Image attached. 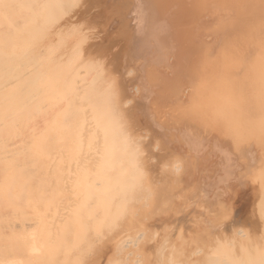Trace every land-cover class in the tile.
I'll use <instances>...</instances> for the list:
<instances>
[{
  "label": "rangeland",
  "instance_id": "rangeland-1",
  "mask_svg": "<svg viewBox=\"0 0 264 264\" xmlns=\"http://www.w3.org/2000/svg\"><path fill=\"white\" fill-rule=\"evenodd\" d=\"M7 1V0H6ZM25 1V0H24ZM113 2H114V0H112ZM118 2L120 1V0H117ZM116 1V3L115 4H117L118 2ZM122 1V0H121ZM128 1V0H127ZM154 1V3L152 2V0H151V2H150V0H149V3H152V4H150V5H152V6H150L149 5V3H147V8H148V10H149V13L151 14V12L153 13L154 12V14H152V15H150V18H152V20H153V22H154V24H155V26L156 27H158V31H160V38H162V44H163V50H164V54L166 55H164L163 54V58H159L158 57V54H157V56H153V57H151L150 56V59H147V58H149V57H147L146 59L145 58H143L144 60H142V57L140 56V59L138 58V54L136 53V51L133 49V48H131V50H133V51H135V52H133L132 54L133 55H138L137 57H136V59H138V60H135V58L133 59L132 58V63L134 64H136V66L135 65H132V63H131V61H128L127 63H126V59H124V57H123V54H124V51H126V49L128 50V48H127V43H128V39H129V41L130 40H134L135 39V37L133 38L132 36H131V34H133V35H135L133 32V30L134 29H132V31L130 30L131 28L130 27H132L133 25V22H129V23H127V25L129 24L130 26H127V25H125L124 24V26H123V24H121L120 25V23L119 22H122V20L120 19V13H122L123 11H125L124 13H123V16L125 15V19L127 20V22L128 21H131L130 19H131V14L130 15H128L129 17H127V14L128 13H130V10H131V8H132V5L130 4V2H133V1H131V0H129L127 3H126V0H124V4H123V2L121 3V2H119V4H117L116 6L114 5L113 6V2H111V0L109 1V0H85V2H84V0H63V2H64V4L62 3V0H60V2L62 3V5H61V3H59V6L57 7V9L56 10H58V12H59V10H60V12L59 13H57L56 15H55V13L57 12H55V13H51V22H49V23H47L46 24V28H44V29H46V31L44 30H42V31H39V29L36 27V29H37V32L35 31V25H33L34 23H32V26L34 27H32L34 30H33V34H37L38 33V35H36V36H34L32 33H31V37H32V35L34 36V38L32 37V39H30V40H32L33 42H31V44L33 43V44H35V45H33L34 47H36V48H33L32 49V47L29 45V49H27V52H28V50H29V52L26 54V47L27 46H25L24 44H26V42H30V40H26V39H28V33H29V30H24V29H26V27H31V22L28 24H26V25H28V26H26V25H20V24H16V27H14L15 26V24L14 25H12L11 24V28L13 29V31L15 30V32H16V34H14V33H12V31H11V35H12V39H14L15 37H16V40H13V46H15V48L17 49V50H19L20 51V56H22V57H18V56H16L14 53H11L12 55H8L6 58H8V62H6V64H8L10 61L9 60H11V58L12 57H18L19 59L17 60L16 58H14L13 59V62H16L15 64V66H21V64L23 63V65H22V67L25 65V63L24 62H26V60H27V58H28V56H32L33 54L35 55V53L37 52V50H38V52H37V55L36 56H34L33 55V57H37L38 56V53L40 54V52H39V49H40V51H44L43 53H41L39 56H38V59L40 58V56L42 57V61L39 59V61L41 62H39L40 64L38 65V66H36V67H34V68H37L35 71H34V73L33 72H31V74H25V76H24V78H25V81L26 82H28L33 76H34V74L35 73H38V74H40V84L41 85H44L46 82H47V80L50 78V76H51V70H52V68L56 65V64H59V63H57L59 60L61 61L62 60V58H63V60H62V63L60 62V65L61 66H64L66 63H67V76H66V74H65V78L67 77V80H68V75H69V77H70V79H74V77H75V79H77V85H78V90H77V87L75 88V91H73L74 93L76 92V90L79 92V90H80V93H81V91H82V87L83 86H85L86 85V83L89 81V79L88 78H92V80H91V82L89 81L88 83H87V85L84 87V90L85 91H82V94L85 92V95H84V97H81L82 95L80 94V96H79V99L81 100V101H77L76 102V104L77 103H83V101H86L85 99H87L88 98V100H89V98H90V96L88 95L89 94V90H87L88 88L90 89L91 87H93V88H95L96 90H100V88H99V86L101 87V84L102 85H106L107 84V87H108V85H111V83H113V81L115 80L116 81V78H117V76H118V80L116 81L117 82V88L120 86V85H122V86H120L119 88H118V90L119 91H117L116 92V90H117V88H116V86H112L113 87V91H115L116 93H118V95L116 96L115 95V93H113L114 95H115V97H114V95H113V97H109L108 96V92L107 93H105L106 92V88L103 90V91H99L100 92V94L99 95H101L102 97H100L99 99H100V104H101V106L99 105V102H98V105H96V101L94 102L92 99H90V101H93V102H91L90 104H89V102L86 104V106H89V108H90V106L92 105V114L94 113V112H96L97 110H99V111H106V114H105V116H107V117H110V120L109 121H111V122H109V124H110V127H113L114 129H115V134L117 135V136H119L118 134H117V128H121V125H123V128H125V131H123L124 129H120L121 131H123L122 133L121 132H119V134L121 133V134H123V135H121L122 137H120L119 136V140H122V139H124V137L123 136H125V141H126V144H127V150L129 151V152H125L126 151V149L124 148L123 150H118L117 151V156H118V152H122L123 151V153L122 154H124V152H125V156H126V159H127V156L128 157H130V156H132L133 158H129L128 160L130 161H127V162H124L123 160V163L121 162L120 164H119V166L120 165H122V167H123V164H126V163H128L129 162V164H126L125 165V168L126 169H128L129 171H136V173L138 174V176H140V174H139V169H140V167H139V165H141V167H142V164L144 165V168L142 169H140L141 171H145L147 168H146V166H145V164H147V162H148V164H147V166L149 167L148 169L149 170H147L146 172H152L151 174H149V173H146V172H141V175H142V173H143V175L146 177L147 175H145V174H148V176L150 177V176H153V177H156V178H154V179H156V180H152L151 178H153V177H150L149 179H150V181L152 180L153 181V183H155V181L157 182V180L159 179V181L157 182V183H159V182H161L162 183V178L163 177H165L167 174V171L164 169V172L166 171V173H165V175H164V173H163V171L162 170H160L161 169V162L165 165V161L167 162L168 160H169V162H171V160H173L172 158H171V155L174 153L178 158L177 159H180L181 157H182V155H184V156H186V158L185 159H187V160H185V159H182L183 161H188L187 162V165H188V163H189V161H191V162H193L194 163V161H192L191 159L192 158H189V157H194L193 156V154L195 155V157L197 158L196 159V161H195V165L196 166H194L193 168H191L192 167V164H191V162H190V165H188L189 166V168H188V166L187 165H185L184 164V162H183V164H184V166L182 167V166H180V167H182L183 169L182 170H180V168H178L179 166L178 165H182V163H180V164H176V162L178 163V161L177 160H175L176 162H174V164H176L175 166H178L177 168L179 169V172H181L180 174H182V178H181V176H177V180H175V177L173 178V181L175 180V181H178V178H179V181H180V179H183L184 181H183V183H185V187H186V189L187 190H185V192L186 191H188L189 193L191 192V194H190V196L189 195H187V192L185 193L184 192V190H182L181 189V186H179L180 184H182L183 185V183H180V184H178V186H176V184H175V181H174V183H173V185L171 184V182L170 181H172V179L171 180H169V184H171L172 185V187L173 186H176L175 188L173 187V189H175V190H177L176 188L178 187V190H177V193L178 194H176V195H179V193H180V198H178V196H175V194H173V192L175 193L176 191L175 190H173L169 185H168V182L166 183V181L164 180L163 182H165L168 186H169V189L167 190L168 191V194L170 195V193L169 192H171V194H173L172 195V198H174V197H176V198H178L179 199V202H178V199H176V198H174V206L172 207L171 206V208H169L170 207V205L173 203V201H172V203L167 207V206H165V207H167L168 208V210H170V212L167 210V213H165L166 214V216L163 214L164 213V211H166V209L165 208H163V209H165V210H162V211H160V212H162V213H159V211H158V209H159V207L157 208L156 207V203L159 201V200H161L159 197H161L162 196V194H164V192H161L162 190H159L160 191V193L158 192V194L156 195H154V200H156V197L155 196H157L158 197V195L160 194V196L158 197L159 198V200H157V201H155L154 203L153 202H148V200L149 199H152L151 197H153V196H151L150 194H151V192L149 191V190H151V191H153L152 190V188L154 189V187L152 186V188H150V186H147V185H144V184H148V183H145V182H142L141 184H143V185H140V188H139V185H135L136 186V189H138L136 192H135V195H140L141 193H147V191H149V195H150V198L149 197H147V195L148 194H145L144 196H145V199H140L141 200V203L142 204H144V201L145 200H147V198H149L148 200H147V203H149L150 204V207L149 208H151V210L148 208V210H150L151 212H150V214L152 213V211L155 213H159V214H163L162 216H160L161 218H162V220H161V218L159 219V218H157L158 219V221H157V219L155 220L154 219V213H152V216H153V218H152V216H151V221H149L150 219H149V216H148V214H149V211H148V214H146L147 213V210L145 211L146 213H145V218L143 219L142 217V215H144V214H142V209H143V207H142V205L140 204L139 205V207H138V204H136V207H137V209H141L140 211H138L137 209H136V207H135V209L138 211V212H141V214L139 213V215H141V218L139 217L138 219H139V221H136L137 223H135L134 225H133V223L135 222L134 220H132V218L135 216H130V217H132V218H130L129 217V221H134V222H131L132 223V226L130 225L131 223H129V221L127 222V224H129L131 227H133V226H137V227H139L138 229H141V232H143L144 233V230H143V227L144 226H147L148 225V228L150 227L149 225H152L149 229H150V231L147 229V227H146V229L147 230H145L146 232H145V234L147 233V231H148V233L149 232H151V230H152V232H153V230L154 231H157V235H159L160 237H158V236H152L151 234L148 236L150 239H151V237L153 238V241L151 240V241H147V242H149L148 244H147V242H145L146 243V245H143L142 246V242H144L146 239H148V237L147 238H145V240H144V238H143V240H142V242L140 243V245L143 247V249H144V251L145 250H147V249H149L150 248V251H151V249H153L152 250V252H150L149 251V254H151V253H153V255L150 257L149 255V257H150V264H152L151 263V261H153V259L155 258V260H158L159 258H156V256L158 257V255L157 254H159V252H158V246H157V248H156V242H155V239H160L161 238V240H163V241H165V239H163L164 237H166L167 238V236L165 235V234H167V232L170 230V232H169V234H171V232L172 233H174L173 235H172V237L173 236H178V235H180V233L182 232L181 230L184 228V226H185V222L184 221H188L189 223H190V225L188 224V222H187V226H190V229H188L189 227H187V229H188V232L190 231V233H188V235H187V229H186V227H185V230L183 229V232L181 233V234H183V236H184V234H186L187 236H190V235H195L193 238L194 239H196L195 241L194 240H192V238H191V236H190V238L189 237H187L186 235H185V237H186V239L185 240H190V242L192 243H190L191 244V246H193V247H195V246H199L200 244L199 243H203V241H204V243L203 244H201L200 245V247L201 248H205V249H207V247H208V249L210 248V250H211V252H212V249L214 248V250H215V247H216V245L217 246H222V247H224V249H223V251H226V248H227V246H228V249H227V251L231 248L230 246L232 245V244H234V243H232L233 242V240H231L230 238L234 235V234H236V235H234L233 236V239L235 240L234 242H236V246H237V242H238V240H240V238H238V237H242L241 236V234L240 233H236V231H237V229L238 228H240V229H242L243 228V230H241V231H243L242 232V234L244 235L245 233V236H243V237H246V238H251V239H255L256 238V236L257 237H259V235H263V233H264V223H263V219H264V191H262V188H263V190H264V186L263 187H261L260 185H263L261 182H262V177H263V175H262V177L260 176V178L258 179V181L257 182H255V180H256V178H258V177H256L258 174L259 175H261L260 173H259V171H262L263 172V170H264V165H260L261 164V162H259L258 161V159L259 158H261L260 159V161H262L263 159H264V156L262 155V154H264V152H261L260 153V151H262L263 149H264V141H262V137L264 138V122H263V118H264V116H261L260 115V113L262 114V115H264V113H263V111H262V108H264V106L262 107V105L263 104H261L260 102H258V101H255V100H253L250 96H252L253 94H254V92L255 93H257V91L256 90H254V92L253 93H251V90L252 89H250V92H249V90H248V88L247 87H245V85L243 84L244 83V79L247 77L248 78V76H250V78H252L251 79V82H253V81H255L256 82V80H257V78L255 79V75H258V71L260 70V69H264L263 68V66H262V63H261V61H260V63H261V65L259 66V62L258 63H256L255 64V67H254V62L256 61H252V63H253V66L252 65H250V64H252L251 63V60H250V58L251 59H253L254 57H249V58H247V56H243V57H246L247 58V60H249L250 61V63L249 62H247V63H244L245 61H244V59H243V57H242V55L241 56H239L238 55V53H237V55H236V53H235V55L236 56H234V57H241L240 59L239 58H237L238 60H240V62L237 60V62H235L236 61V59L234 60L233 59V52H232V48H230L231 50H230V52L231 53H229V55H228V53H225L226 54V56L224 57V55H223V52L222 51H219V52H217V50H218V46H219V44L220 43H218V45H216V44H214V45H216V48L215 49H217L216 50V52L214 53V54H212V50L214 49V45L213 46H211L212 44L209 42H206V40L208 41V39H210L211 38V36H212V38L214 37L215 38V40L217 41V40H221L220 38V36L223 34V30H221V29H219L220 30V32L218 31V28L214 31V33L212 34V35H208V33L210 32V31H207L206 33H204L205 32V29H204V26L205 25H203V23L205 24V22H206V25H209V24H212V23H214L213 21H216V15L217 14H215V12L214 13H211L210 12V14L209 13H207L206 14V10L205 9H203L204 11H205V13H203L202 14V12H200L199 14L201 15H199L198 16V21H197V18L195 19V18H193L192 20L191 19H189V20H191L192 22H190L189 20H187L188 19V17H189V15L192 13L191 11H192V8H191V0H186L187 2L185 3L184 1L185 0H183V2L186 4V5H184V4H181L182 2V0H153ZM166 1V2H165ZM172 1V3H167V2H171ZM180 1V2H179ZM69 2H71V3H69ZM87 2V3H86ZM108 2V3H107ZM146 2H148V0H146ZM177 3V4H174V3ZM9 3H11V4H9ZM129 3V4H128ZM161 3V4H160ZM167 3V4H166ZM15 4V5H14ZM112 4V7L110 6ZM125 5L126 6V9H128V5H129V7H130V5H131V8H129L130 10L128 11V10H123V8H125L123 5ZM163 4V5H162ZM165 4H166V6H167V8L166 7H164L165 6ZM173 5V7L171 6V5ZM188 4V5H187ZM0 5L1 6H3L6 10H8L10 7L12 8V9H14V8H16V6H20V4L17 2V1H15V0H13V1H11V2H9V1H7V2H5V0H4V2L2 1H0ZM10 5H12V6H10ZM61 5V6H60ZM107 5H108V7H109V9L110 10H113V12H115V14L117 15L118 13V15L116 16V18H115V15H114V13L113 12H110V13H108V8H107ZM149 5V6H148ZM154 5V6H153ZM158 5V6H157ZM180 6V8H178V6ZM182 5H183V7L184 6H186V7H184V8H186V10L190 7L191 8V10L190 9H188V10H190V12L189 11H187V12H189V14H188V16H187V19H184L183 17L181 18V19H183L184 21L183 22H187V21H189L190 23H188V24H184V27L183 26H181V24L179 25V23L178 22H181V21H179V19H177V17L179 18V16H180V14L182 15V13H183V15L182 16H186V10H184L183 8H181L182 7ZM119 6V7H118ZM123 6V7H122ZM158 7V9H157V7ZM161 6V7H160ZM188 6V7H187ZM59 7H61L60 9H59ZM105 7V8H104ZM118 7V8H117ZM122 9H121V8ZM151 7H153L152 9H153V11H152V9H151ZM163 7V8H162ZM177 9V11H174L175 10V8ZM8 8V9H7ZM68 8H69V10H68ZM107 8V9H106ZM119 8L121 9V11L122 12H116V11H114V10H119ZM150 9H151V12H150ZM178 9H180L181 11H183V12H181L180 10H178ZM68 12H67V11ZM93 12H92V11ZM96 10V11H95ZM97 10L99 11V13L97 12ZM155 10V11H154ZM157 10V11H156ZM163 10V11H162ZM169 10V11H168ZM173 10V11H172ZM202 10V11H203ZM76 11V12H75ZM91 11V12H90ZM105 11H107L106 12V14H105ZM160 11V12H159ZM172 11V12H171ZM7 12V11H6ZM73 12H75V13H73ZM90 12V13H89ZM155 12H157V13H155ZM158 12H159V15H158ZM171 14H170V13ZM175 12H180V14L178 13V15H177V13L174 15V13ZM185 12V13H184ZM73 13V14H72ZM83 13H84V15H83ZM86 13V14H85ZM91 13H92V16H91ZM94 13H95V15H96V13H97V16H93L94 15ZM108 13V14H107ZM7 14V16H8V14L9 13H6ZM60 14V15H59ZM72 14V15H71ZM76 16H75V15ZM89 14H90V16H89ZM98 14L100 15L99 17H98ZM104 16H103V15ZM160 14H162L163 16H164V18H162V15H160ZM167 14H170V15H167ZM206 15V17H208V20H206V19H204L203 17H205V16H203V15ZM211 14H213V15H211ZM67 17H66V16ZM86 15H87V21H89L90 20V22L91 23H88L86 20V22L88 23H86V22H84V17H86ZM111 15H113L112 17H111ZM156 15V16H155ZM173 15H174V17H176V18H173ZM54 16H56L55 18L57 19H54ZM88 16H89V18H88ZM103 16V17H102ZM153 16V17H152ZM155 16V17H154ZM161 18V19H159V17ZM184 16V17H185ZM216 16V17H215ZM66 17V18H65ZM72 17H73V19H72ZM77 18L76 20H75V18ZM118 17H119V19H118ZM127 17V18H126ZM172 17V18H171ZM181 17V16H180ZM202 17V18H201ZM205 17V18H206ZM64 18V19H63ZM92 18V19H91ZM166 18V19H165ZM190 18H192V15H190ZM61 21H60V20ZM70 21V23L72 22V28H71V24H69V21ZM71 19H72V21H71ZM89 19V20H88ZM97 19V20H96ZM178 21H177V20ZM180 19V20H181ZM202 19H204V20H202ZM210 19H211V22L212 23H208V22H210ZM52 20H53V22H52ZM83 20V21H82ZM91 20H93V21H91ZM115 20H118V21H115ZM155 20V21H154ZM163 20V21H162ZM172 20H173V23H172ZM194 20L195 21H197L196 23H198V22H200L201 21V23H199L198 25H203L202 27H198L197 28V26L195 25L194 26V24H196L195 22H194ZM56 21V22H55ZM75 21V22H74ZM76 21H77V24H79V25H76L77 26V28L79 29L80 27H81V29L80 30H78L76 27H75V25L74 24H76ZM79 21V22H78ZM110 21V22H109ZM114 22V24L112 23V22ZM159 21V22H158ZM167 21V22H166ZM170 21V22H169ZM175 21L177 22V23H175ZM84 22V23H83ZM94 22H95V25H93L94 24ZM100 22V23H99ZM107 22V23H106ZM117 22V23H116ZM124 23H126L125 21H123ZM122 22V23H123ZM203 22V23H202ZM62 23L64 24V25H62ZM99 23V24H98ZM111 25H110V24ZM5 24H7V26L5 25V27H4V30H6L7 28L9 29V22L6 20V22H5ZM54 26H53V25ZM65 24H69L68 26H66ZM109 24V25H108ZM158 24V25H157ZM176 24H178V25H176ZM17 25H19V26H17ZM98 25V26H97ZM103 25H105V27H107V28H104V27H102ZM132 25V26H131ZM175 25V26H174ZM182 25H183V23H182ZM185 25H187L186 27H185ZM194 27V29H193V27ZM57 26V27H56ZM70 26V27H69ZM90 26V27H89ZM92 26H96V28L94 27H92ZM119 26H121L120 28H119ZM161 26V28H162V30H161V28H159ZM163 26H165V27H163ZM173 26V28H171ZM177 26H179L180 28L181 27H183L184 29L185 28H187V31L185 30L184 31V29H182L185 33H184V35H183V33L181 32H179L178 30H179V27H177ZM188 26H191L190 28L191 29H193L194 31H196V32H193V30H191L190 28H188ZM19 27H20V30H19ZM45 27V26H44ZM53 27V28H52ZM60 27H61V29H60ZM64 27V28H63ZM75 27V28H74ZM92 27V28H91ZM112 27V28H111ZM127 28L128 27V29H126V30H128L124 35H123V33L125 32H123L122 33V31L124 30V28ZM174 27H175V29H174ZM195 27L197 28V30H195ZM22 28H24V29H22ZM32 28L30 29V30H32ZM55 28H56V30H55ZM71 28V29H70ZM109 28V29H108ZM111 28V29H110ZM113 28L115 29L116 28V31H112L113 30ZM123 28V29H122ZM133 28V27H132ZM11 29V30H12ZM29 29V28H28ZM69 29V30H68ZM76 29L78 30V31H76ZM119 30V32H118V30ZM170 31H169V30ZM174 29V31H176V29H177V32H176V34H175V32L174 31H171V30H173ZM190 29V30H189ZM202 29H204L203 31H202ZM54 30H55V32H54ZM61 30V31H60ZM62 30H63V32H62ZM70 30H73V31H71L70 32ZM106 30V31H105ZM121 30V31H120ZM35 31V32H34ZM40 33H39V32ZM57 31V32H56ZM59 31V32H58ZM68 31L70 32V33H68ZM132 33H131V32ZM164 31H166V32H164ZM168 31V32H167ZM181 31V30H180ZM190 31V32H189ZM198 31V32H197ZM216 31H217V34H216ZM7 32H10V31H8L7 30ZM7 32H4V33H6L7 34ZM27 32V33H26ZM31 32V31H30ZM94 32V33H93ZM101 32V33H100ZM105 32H106V34H105ZM116 32V33H115ZM130 33V36H129V33ZM188 32V33H187ZM199 32H201V36H200V34H198ZM46 33V34H45ZM93 33V34H92ZM99 33H100V35H99ZM114 33V34H113ZM117 33H122V35L120 36V35H118ZM167 33V34H166ZM187 33V34H186ZM193 34L192 36H195V37H191V34ZM210 33H212V32H210ZM209 33V34H210ZM5 34V35H6ZM28 34V35H27ZM45 34V35H44ZM58 34V35H57ZM98 34V35H97ZM112 34V36L110 37V35ZM116 34V35H115ZM127 34H128V36H129V38H128V36H127ZM163 34V35H162ZM170 34H172V35H170ZM188 34H189V38L187 37L188 36ZM199 36H198V35ZM204 34H206V35H204ZM4 35V36H5ZM9 35V34H8ZM19 35V36H18ZM40 35H43V36H40ZM92 37L91 39H90V37ZM106 35V36H105ZM182 35L184 36L183 38H185V35H186V37H187V40H188V43L187 42H184L186 39H184V41H182V40H180V39H183L182 38ZM208 35V36H207ZM214 35V36H213ZM7 36V35H6ZM5 36V37H6ZM24 36H26V37H24ZM28 36V37H27ZM39 36V37H38ZM88 36V37H87ZM119 36V37H118ZM124 36V37H123ZM170 37V39H169V37ZM204 36L206 37V39L204 38ZM217 36H218V38H217ZM14 37V38H13ZM19 37V38H18ZM22 39H21V38ZM37 37H38V40H37ZM52 37V38H51ZM69 37V38H68ZM96 37V38H95ZM102 37V38H101ZM127 37V38H126ZM130 37L131 38H133V39H130ZM174 37V38H173ZM180 38L179 40H177L178 38ZM201 37H203V38H201ZM18 38V39H17ZM25 38V39H24ZM89 38V39H88ZM106 38V39H105ZM165 38V39H164ZM191 38H193L194 40H193V42H190V41H192V39ZM211 38V39H212ZM214 38H213V40H209V41H213L214 43H216L215 42V40H214ZM8 38H6V40H7ZM86 39V40H85ZM93 39V40H92ZM167 39V40H166ZM172 39V40H171ZM189 39H191V40H189ZM195 39H197V40H195ZM202 39H203V41H202ZM20 40L21 41H24V43H22V42H20ZM79 40L81 41V42H79ZM85 40V41H84ZM119 40H120V43H119ZM174 40V41H173ZM177 41V44L179 45V48H181L182 46L183 47H185V49H187V50H185V53L187 54H185V53H180V54H178L181 50H184V48H181V50H179V48L177 47V45H176V43H174V42H176ZM8 41V40H7ZM26 41V42H25ZM54 41V42H53ZM83 41V42H82ZM88 41V42H87ZM99 41V42H98ZM166 41V42H165ZM170 41V42H169ZM197 41V43H195V44H193L194 42H196ZM200 41L201 42H203V48H204V50H203V48H202V46L200 45ZM18 42V43H17ZM69 42V43H68ZM81 43V45L79 44H77L76 45V43ZM106 42V43H105ZM127 42V43H126ZM171 42H172V44H171ZM199 42V43H198ZM6 44H5V46L7 45L8 46V42H5ZM22 43V44H21ZM89 43V44H88ZM103 43V44H102ZM119 43V45H117ZM130 44L131 43H133L134 44V41H131V42H129ZM193 44V45H188V44ZM40 44V45H39ZM57 44H59V46L57 45ZM71 44H74V45H71ZM94 44V46H92ZM126 44V45H125ZM181 44V45H180ZM209 44H210V46L212 47H209ZM20 45H23V46H20ZM48 45H51V48H53V52H52V55H53V58L51 59V57L49 56L48 57V50L46 49L47 48V46ZM52 45H55V47L54 46H52ZM76 45V47L74 48V46ZM175 45V46H174ZM196 45V46H195ZM200 45V46H199ZM221 45H222V43H221ZM232 45V44H231ZM6 46V50L8 51V50H10L9 49V46L7 47ZM44 47V49H41V48H43ZM73 46V47H72ZM93 48H92V47ZM104 46V47H103ZM115 48H114V47ZM131 46H132V44H131ZM134 46V45H133ZM132 46V47H133ZM172 46H173V48H172ZM190 46V47H189ZM198 46V47H197ZM229 46H230V44H229ZM0 47L3 49V47H4V39L2 38V34L0 33ZM20 47V48H19ZM58 47V48H57ZM71 47V48H70ZM84 47L86 48V49H84ZM90 47H91V49H90ZM112 47V49H111V53H110V48ZM128 47H130V45H128ZM189 47V48H188ZM232 47V46H231ZM23 48V49H22ZM57 48V49H56ZM73 48V49H72ZM87 48H88V50H87ZM166 48V49H165ZM190 48L192 49H195V51H190ZM197 48H198V51H197ZM210 48L212 49V50H210ZM31 49V50H30ZM168 49V50H167ZM170 49V50H169ZM203 50V53H201L202 52V50ZM22 50V51H21ZM33 50V51H32ZM68 50V51H67ZM69 50H72V51H69ZM84 50H85V53H84ZM89 50H91V51H89ZM94 50V51H93ZM130 50V51H131ZM171 50H173V51H171ZM176 50V51H175ZM178 50H179V52H178ZM35 51V52H34ZM58 51V52H57ZM86 51L88 52L89 51V53H86ZM99 51H101V52H99ZM106 51V52H105ZM109 51V52H108ZM172 53H171V52ZM187 51V52H186ZM190 51V54H192L193 52H195V54H192V55H194V56H190V54L188 53ZM234 51V50H233ZM23 52V53H22ZM32 52V53H31ZM55 52H57V53H55ZM78 52V53H77ZM94 52H95V54H94ZM105 52V53H104ZM108 52V53H107ZM178 52V53H177ZM192 52V53H191ZM200 52V54H202V55H198V56H200V57H198L197 56V54ZM220 52H222V53H220ZM55 55H54V54ZM75 53V54H74ZM91 53V55H92V57L90 56V55H87V54H90ZM100 53V54H99ZM102 53H103V55H102ZM110 53V54H109ZM126 53L127 52H125V54H124V56L126 55ZM171 53V54H170ZM174 53H175V55H174ZM177 53V54H176ZM25 56V57H23V55ZM32 54V55H31ZM68 54H69V56H68ZM84 54V55H83ZM105 54V55H104ZM128 54H130V53H127V55ZM169 54V55H168ZM185 54V55H184ZM210 55V56H217V59L219 58L220 60L218 61H214L213 62V60H214V56L212 57V59L210 58V59H207V58H205L206 57V55ZM232 54V56H230ZM14 55V56H13ZM66 55V56H65ZM77 55V56H76ZM95 55V56H94ZM103 57H102V56ZM108 56V58H106L107 56ZM125 56V58L127 57V58H129V56L130 57H134L133 55L131 56V55H129V56ZM205 55V56H204ZM207 55V56H208ZM44 56V57H43ZM74 56V57H73ZM170 56V57H169ZM176 56V57H175ZM181 56H184V57H186L185 59H187L188 57L187 56H189L190 58L192 57V59H190V58H188L187 59V62H186V60L184 59V58H181ZM209 56V57H210ZM219 56V57H218ZM173 59H172V58ZM196 59H195V58ZM198 57V58H197ZM256 57V56H255ZM50 58V59H49ZM72 58H74V60L72 59ZM79 58V59H78ZM170 58V59H169ZM175 58V59H174ZM180 59L179 61L177 60V59ZM207 59V60H205L204 62H203V60L202 59ZM225 58V59H224ZM259 57H257V59H258ZM2 57H0V61H1V65H2ZM17 60V61H14V60ZM69 59V60H68ZM72 59V60H71ZM103 59V60H102ZM106 59V60H105ZM122 59H124V61L122 60ZM164 59V60H163ZM181 59H184V60H181ZM194 59V60H193ZM198 59H199V61H198ZM201 59V60H200ZM215 59H216V57H215ZM221 59H224V61L225 62H227V64H223V60L221 61ZM243 59V60H242ZM50 60V61H49ZM78 62H77V61ZM84 61V64L82 63L83 61ZM128 60V59H127ZM131 60V59H130ZM133 60L134 61H138V62H133ZM170 60V61H169ZM173 60V61H172ZM191 60H193V61H191ZM197 60V61H196ZM212 60V61H211ZM36 61H38L37 59H36ZM35 60H34V62H35V64L37 63ZM71 61V62H70ZM82 61V62H81ZM90 61H92V62H90ZM111 61V62H110ZM152 61H154V62H152ZM161 61V62H160ZM162 61H163V63H165L166 65H164L163 63H162ZM168 61V62H167ZM176 61V62H175ZM185 63H184V62ZM189 61H191L192 63H194V64H192V63H190ZM194 61H196V63L194 62ZM203 62V63H201V62ZM72 63L73 65H75L76 63L77 64H83V68H82V70H81V74L78 76L77 74H79L80 72L77 70V68H76V66H78V65H75V66H73V65H71L70 63ZM75 62V63H74ZM81 62V63H80ZM90 62V63H89ZM109 62V63H108ZM140 62H142V63H140ZM143 62H145V64H147L148 66H146ZM148 62H150V64H152V66L148 63ZM152 62V63H151ZM175 63L174 65H173V63ZM207 62V63H206ZM211 62H213V64L211 63ZM218 62H219V64H218ZM18 63H21V64H18ZM125 63V68L123 67L124 64ZM131 63V64H130ZM140 65H139V64ZM153 63H156V64H153ZM159 63V64H158ZM179 63V64H178ZM184 63V65L186 66L187 65V67H185L184 65H182V64ZM190 63V65L188 66V64ZM198 63H200V66L198 65ZM209 63V64H208ZM214 63H217L218 64V66H219V68H218V66H217V64H214ZM222 63V64H221ZM229 63V64H228ZM235 63H237L238 65H235L234 66V64ZM18 64V65H17ZM86 64V65H85ZM88 64H91L90 66H87ZM142 64H144V65H142ZM163 64V65H162ZM176 64H178L179 66L181 65V66H183V67H181L182 69H184V70H182L181 68H178L179 66L178 65H176ZM197 64V65H196ZM206 64H208V65H206ZM242 64V66L244 65V64H246L247 65V67L246 68H248V65L250 66L249 68L251 69H253V71H254V73L252 74V69L249 71L248 69V75L246 76V75H244V74H240V73H238V74H240V75H235V77L237 76V77H239L240 76V80L241 79H243L241 82L242 83H240V81H238V79H237V77H236V80L235 81H232L233 82V86H235V88L234 87H229L228 85V87L227 88H231V90L234 88L235 90H232V92H237V93H240L241 95H240V99H242V97H245V95H247V97H245V98H243L244 100L246 99V101L244 102V100L242 99V100H238L239 99V95L237 94V97L235 96L236 94L235 93H233L234 94V96H233V94H232V92L230 91V90H222L223 92H227V93H229L228 91H230V93H229V95L227 94H225V93H223L224 95H226L227 96V98H226V96L224 97V101H225V99L227 100V99H229L231 96L233 97V101H237V102H239V103H237V104H242V108L243 109H241L239 106H241V105H237L240 109H239V111L237 112L238 114H240V113H242L241 111H244L242 114H240L241 116L240 117H242V115H243V117H245V116H247V118L249 119V117H251L252 119L256 116V118H255V121H251V124H252V122L254 123L255 122V124H258V126H259V128H263V129H259V128H257V127H255V124L253 125V127H255V129L256 130H258L256 133L255 132H253V133H251V134H254L255 133V135H246L247 137L248 136H250V137H245L244 136V139H245V143L246 142H250L248 145H247V143L245 144L246 145V151L247 152H244V155H246V153H247V155L248 156H245V158H251L250 157V154H248L249 152H250V150H254L253 152H255V161H257V162H254V161H251V159H250V161L248 160L247 161V159H246V161L248 162V163H246L245 164V159H244V155H242V152H241V155H242V157H240V154H239V156H238V152H239V150L241 151V149H242V145H241V143H242V141H241V139H242V136L240 135V134H238V136L240 135L241 136V139H239V138H237L236 137V135H237V130H239L240 129V127H242V126H239V129H238V125H237V122L239 121H237L236 120V125H237V129H235L236 127H234V128H232V125L235 123V119H237V118H235L234 120H233V122L234 123H232V125H230L229 124V127H231L232 129H233V131L235 132L236 131V135H235V137H234V134L233 133H230V131H227L228 130V127L226 128V122H223V121H230V123H231V120H229V119H231V118H228V116L226 117V115H224V113H222V108L224 109V107H223V95H222V92L220 93V91L221 90H218V89H220V88H223V86L220 84L221 83V81L220 80H222L223 79V81H224V79L225 78H228L231 74L229 73V72H231L234 68H236V70L238 71V69H237V67H240V65ZM70 65V66H69ZM85 65V66H84ZM94 65V66H93ZM110 65H112V66H110ZM121 65H123V66H121ZM129 65H132L131 67H132V69H130V68H128L127 69V67H129ZM155 65V66H154ZM160 65V66H159ZM169 65H170V67H172L171 69H170V67H169ZM172 65V66H171ZM193 65V66H192ZM211 65H215L214 67H215V69H221V70H223V73H222V79H220V80H218L217 79V83H218V81H220V86H222V87H215V83L213 84L214 85V89H210V91H209V93H210V95L211 96H213L211 99H213L212 100V104H211V99H210V103H208V104H210V105H208L207 104V102H208V99H207V102L205 103L204 102V104H207L208 106V108H209V110H208V113L206 112V110H202V111H199L200 110V105H203V103H201L200 105H199V101H198V103L196 102V99L194 98L195 97V95L197 96V95H199V94H202V91H203V94L204 93H206L207 92V90L205 89V88H207V87H202V85H203V83H200V81H199V78H200V76H201V80L202 81H207L206 79V77H210V75H211V79H210V81H213V79H215V78H212V73L210 74V71H212L211 69ZM223 65H227L228 66V69H227V66H224L223 67ZM246 65H244V66H246ZM26 66V65H25ZM24 66V67H25ZM73 66V67H72ZM134 66V67H133ZM139 66V67H138ZM144 66V67H143ZM159 66V67H158ZM167 67V69H166V67ZM178 66V67H177ZM190 66H192V67H190ZM195 66V67H194ZM201 66H203L202 68H201ZM210 66V67H209ZM216 66H217V68H216ZM261 66H262V68H261ZM23 67V68H24ZM27 67V66H26ZM25 67V68H26ZM70 67H72L73 68V70H72V72H74V67L76 68V71L75 72H79V73H73V74H76V76L75 75H73V74H71L70 73ZM92 68L91 70H88L89 68ZM121 67L122 68H124V70L123 69H121ZM145 67H146V69H145ZM157 67V68H156ZM200 67V68H199ZM230 67H232V70L230 69ZM254 67V68H253ZM256 67H257V69H259L258 71H256L257 69H256ZM87 70H86V69ZM108 68V69H107ZM138 69V68H140L142 71H140V69H139V71H136V72H142V73H144L143 75L141 74V76H140V74L138 73V75L137 76H139V78H141V77H143V78H146V82H148V84H149V89H148V92L146 91V93H145V96H144V100L143 99H141V100H143L144 102H147V104L146 103H144L143 101V103L146 105V107L148 108V109H146V110H148L147 112H145V113H142V111L143 110H145V108H142V106H143V103L142 104H140L139 102H138V100L140 101V99H139V96H137L138 95V93H136L135 92V90H134V92H133V90H128V89H130L129 88V86L131 87V85L129 84V83H131V84H133V82H132V79H133V81L134 80H137V77H136V75L134 74V78H132V79H127V78H130V77H126V76H129V75H131L132 74V72L134 73V69ZM143 68H144V70L146 71H144L143 70ZM163 69L164 70V68H165V70L169 73H167L166 71H161L160 72V70L159 69ZM185 68H188L187 70H189V73H188V71L185 69ZM190 68V69H189ZM194 68H196V69H194ZM205 68V69H204ZM206 68H207V70H206ZM210 68V69H209ZM241 68H244V67H240V69ZM28 69V68H27ZM30 69V68H29ZM46 69V70H45ZM79 70H80V65H79V68H78ZM114 69V70H113ZM122 71H121V70ZM132 70V72H130V70ZM161 69V70H162ZM169 69V70H168ZM172 69H173V71H172ZM175 69V70H174ZM177 69V70H176ZM191 69H193V71L191 70ZM202 70L200 73H199V70ZM214 68H213V70H215ZM227 69V70H226ZM255 69V70H254ZM107 70H108V72H107ZM115 71V72H117V73H119V74H117V73H115V72H113V71ZM126 70H128V71H126ZM149 70V71H148ZM194 70H197V71H194ZM204 70V71H203ZM221 70H219V71H221ZM230 70V71H229ZM235 70V69H234ZM233 70V71H234ZM235 70V71H236ZM244 69H242L240 72H242ZM28 71V70H27ZM42 71V72H41ZM89 71V72H88ZM128 72V73H130L129 75L128 74H125L126 72ZM144 71V72H143ZM177 71V72H176ZM182 71L184 72V73H182ZM219 71L217 70V72H218V76H217V78L219 77V75L221 74V72H220V74H219ZM29 72V71H28ZM87 72V73H86ZM120 72H122V73H120ZM125 72V73H124ZM135 72V73H136ZM151 72H152V74H153V76H152V74H151ZM164 73L163 74V76H162V74H159V73ZM203 72V73H202ZM206 72H207V75H209V76H207L206 75ZM209 72V73H208ZM213 72V74H214V76H216L217 75V73H215L216 71H212ZM246 72V73H247ZM26 73V72H25ZM46 73V74H45ZM84 73H86L87 75H85ZM88 73L90 74V75H88ZM92 73V74H91ZM114 73H115V75L117 74V76L115 77V75H114ZM147 73V74H146ZM168 75H167V74ZM190 74V75H188V74ZM194 73H195V76H193V77H189V76H192V74L194 75ZM202 73V74H201ZM232 73H236V72H232ZM84 75V77L82 78V76ZM157 74H158V76H157ZM171 74V75H170ZM183 74H186V76L185 75H183ZM198 74V75H197ZM216 74V75H215ZM227 74H229V76H227ZM41 75H42V77H41ZM70 75H73V77L71 78V76ZM146 75V76H145ZM148 75V76H147ZM157 77H159L160 76V79L162 78V80H159V78H157ZM199 77V78H197V76ZM23 76H22V80H23V82L21 83V84H18L17 85V83L15 82V84L13 83V85H15L16 87H19V93H22V94H24L25 92H26V90H27V87H28V83L27 84H24V83H26V82H24V78H23ZM78 76V77H77ZM88 76H90V77H88ZM169 76V77H168ZM171 76V77H170ZM179 76V77H178ZM203 76V77H202ZM213 76V77H214ZM231 76H234V75H231ZM259 76V75H258ZM77 77V78H76ZM86 77H88V78H86ZM95 77V83L93 84L92 83V81H93V78ZM99 77V78H98ZM121 77V78H120ZM126 77V78H125ZM151 77V78H150ZM176 77V78H175ZM182 77H183V79H182ZM187 79H186V78ZM188 77L190 78V79H188ZM196 77V78H195ZM243 77V78H242ZM154 78V79H153ZM157 79V82H154L156 79ZM205 78V79H204ZM233 78V77H232ZM250 78L248 79V81L250 80ZM69 79V80H70ZM80 79V80H79ZM82 79H83V81H82ZM88 79V81H86V83L84 84L83 82H85V80H87ZM178 79V80H177ZM180 79H182V81L180 80ZM186 79V80H185ZM192 79L195 81V80H197V81H195V82H193L192 81ZM235 79V78H234ZM234 79H228V80H234ZM254 79V80H253ZM130 80V81H129ZM149 80H150V82H149ZM153 80V81H152ZM179 81V83H181V84H184V85H181V84H177L176 83V81ZM185 80V81H184ZM189 80V81H188ZM79 81H81V82H79ZM108 81V82H107ZM112 81V82H111ZM114 81V82H115ZM160 81H162V82H160ZM175 81V82H174ZM183 81H184V83H183ZM187 81H188V83H187ZM214 81H216V80H214ZM226 81H227V79H226ZM68 82V81H67ZM110 82V84H108ZM115 82V83H116ZM127 82V83H126ZM129 82V83H128ZM225 82V81H224ZM229 81H227L226 82V84H229V83H231L232 84V82H229ZM238 82H239V84H238ZM64 81H61L60 83H59V87H62V86H64ZM81 83H83L84 85H82V87L79 89V85H81ZM104 83V84H103ZM115 83H114V85H115ZM134 83H135V81H134ZM156 83V84H155ZM161 84V87L163 88V89H160L161 87H159V85ZM163 83V84H162ZM174 83L176 84V85H174ZM189 86H186V84ZM189 83H191V85L189 84ZM194 83H197L196 85H194ZM212 83V82H211ZM210 83V84H211ZM217 83H216V85H217ZM236 83H237V85H236ZM125 84L128 86V89H127V87H124L125 86ZM155 84V85H154ZM171 84V85H170ZM172 84H173V86H174V89L175 90H177V91H175L172 87H170V86H172ZM20 85H21V87H20ZM22 85H25V86H23L22 87ZM76 85V84H75ZM96 85H98V86H96ZM179 85H181V87L179 86ZM201 85V87L199 88V86ZM204 85H207V83L206 84H204ZM209 85V84H208ZM223 85H224V87H226V85L223 83ZM230 85V84H229ZM242 87H241V86ZM29 86H30V82H29ZM47 86V84L45 85V86H43V87H46ZM150 86L152 87V88H150ZM176 86L178 87L177 89H176ZM191 86H197V87H194V89L196 88V90H198V89H203V90H201V92H198L197 94L195 93V95H193L194 94V89H192L193 87H191ZM212 86V85H211ZM210 86V87H211ZM43 87H40L41 89L43 88ZM123 87V88H122ZM180 87V88H179ZM183 87H187L186 88V90H185V88H183ZM209 86H208V88H210ZM237 87H240V88H237ZM245 87V88H244ZM103 88V86L101 87V89ZM159 88V89H158ZM168 88L169 89H171L172 90V92H173V94H172V92H171V90H168ZM189 88H190V90H189ZM207 88V89H208ZM242 88V89H241ZM92 89V88H91ZM110 89V87H108V90ZM112 89V88H111ZM126 89V90H125ZM157 89V90H156ZM165 89V90H164ZM184 89V90H183ZM226 89V88H225ZM107 90V91H108ZM159 90V91H158ZM245 90V91H244ZM91 91V90H90ZM95 91V90H94ZM128 91L129 92H132L131 94H129L128 93ZM158 91V92H157ZM164 91H166V92H164ZM169 91V92H168ZM180 91V92H179ZM183 93H182V92ZM212 91L214 92V94H212ZM240 91V92H239ZM241 91H243V92H245V94H242L243 92H241ZM96 92V91H95ZM156 94H155V93ZM162 94H161V93ZM170 92H171V94H170ZM178 92V93H177ZM190 93V94H187V93ZM248 94H247V93ZM3 93H4V90H3V88H1V85H0V96H3ZM67 93H68V97H70V93L68 92V87H67ZM94 93V92H93ZM111 93V92H110ZM133 93L135 94L134 96H137V97H135V98H138V100L137 99H135L133 96V98L135 99V101H133L134 99H132L131 98V95H133ZM168 93V94H167ZM185 93V94H184ZM34 94V95H33ZM37 92H32L31 94H30V96H32L31 98H30V103L31 102H36L37 100L38 101H41V102H43V101H49L50 99H47V98H44L43 96H39V97H37V98H35L36 96H37ZM78 93L77 94H74L75 96H76V99H78V95H79ZM97 94V96H98V93H96ZM184 94V95H183ZM250 94H252V95H250ZM72 95V94H71ZM94 96H95V94H93ZM111 95V94H110ZM122 96V98L121 97H119V96ZM124 95V96H123ZM172 95H174V96H172ZM183 97V98H181V96ZM190 95V96H189ZM194 97H193V96ZM206 95V94H205ZM210 95H208V96H210ZM75 96H73V97H75ZM89 96V97H88ZM152 96H154L152 99H150ZM157 96V97H156ZM160 96H162V97H160ZM165 96V97H164ZM176 96V97H175ZM178 96V97H177ZM186 96H188V97H186ZM200 96V95H199ZM254 96H256V94H254ZM67 97V98H68ZM87 97V98H86ZM119 98V99H122V101H124L125 100V98H127L128 99V97H130L129 99H132V101L130 100H127V102L125 101V103H127V105L124 103V105H126V106H123V105H118V104H120V103H118L119 101V99H117V98ZM155 97H156V99H155ZM170 98V99H168V98ZM190 97H193L194 99H195V102H193V104H194V106H192V104H191V107L190 108H193V110H191L189 107H187V106H189V102H190ZM235 97V98H234ZM251 99H250V98ZM72 98V97H71ZM114 98H116V99H114ZM159 98H161V99H159ZM173 98V99H172ZM181 98V99H180ZM202 98V97H201ZM205 98H207L206 96H205ZM237 98V99H236ZM3 98L1 97V99H0V102H2L3 100H2ZM68 99H70V98H68ZM72 99H74V98H72ZM76 99H75V101H76ZM95 99L97 100V97H95ZM102 99V100H101ZM109 99V100H108ZM110 99H112V101H111V103H114V108L116 107L117 108V110L116 111H118V109H119V112H117V114L116 113H114L113 114V112H111V109L112 108H110V102H108V101H110ZM157 99H158V101H157ZM174 99H176V100H174ZM185 99V100H184ZM187 99H189L188 101H187ZM236 99V100H235ZM118 101V102H115V101ZM146 100V101H145ZM165 100V101H164ZM166 100H167V102L168 103H170V105L166 102ZM193 100V99H192ZM201 100V99H200ZM229 100H231V98L229 99ZM71 101V100H70ZM74 101V100H73ZM121 101V100H120ZM182 102L181 104H183L182 106H184V104H185V106H186V104H187V108L185 109L186 111H184V108H182V106H180L179 108H178V106L176 107V108H178V110H180L181 109V111H178V110H176V111H178L179 112V114L181 115V117H182V119H179L180 118V116L178 117L173 111H175V108L174 107H172L173 105H176V104H179L180 105V102ZM184 101H185V103H184ZM194 101V100H193ZM63 102V101H62ZM61 102V103H62ZM69 100H67V104H66V102H63L62 104H64V106H67V108H68V105H69ZM72 102V101H71ZM87 102V101H86ZM134 102L136 103L137 102V104H136V107H134L135 106V104H134ZM156 102H157V104H156ZM160 102L162 103V104H160ZM174 102V103H173ZM227 102H229V101H226L225 102V104L224 105H226L227 104ZM231 103H232V101H230ZM229 102V103H230ZM235 102H233L231 105H233V104H236ZM248 102V104H245V103H247ZM12 103H13V106L14 107H19L20 108V105H19V103H18V100H17V97H16V95H14V97L12 98ZM123 102H121V104H122ZM128 103H129V105H128ZM151 103V104H150ZM164 103V104H163ZM166 103V104H165ZM190 103H192V102H190ZM228 103V104H229ZM244 103V104H243ZM89 104V105H88ZM94 104L96 105V106H94ZM150 104V105H149ZM172 104V105H171ZM227 104V105H228ZM142 105V106H141ZM144 105V106H145ZM148 105V106H147ZM159 105V106H158ZM162 105V106H161ZM166 105V106H165ZM168 105V106H167ZM198 105L200 106V107H198ZM213 105V106H212ZM230 105V104H229ZM228 105V106H229ZM229 106V108L230 107H232V106ZM248 105H253V107L255 106V108L253 109H251V107L249 108V106ZM11 106V115L9 114V113H7L6 115H8L9 117H11L12 118V120H11V122H10V125H13V124H15V123H17V122H19V120H18V116H17V113L15 112V110L13 109V106L12 105H10ZM128 106V107H127ZM157 106V107H156ZM169 106H171V107H169ZM209 106H211V107H209ZM227 106V107H228ZM246 106H248V108H246ZM101 109H100V108ZM121 107V108H120ZM127 107V108H126ZM131 107V108H130ZM151 107V109H153V110H155L157 113H160L163 117H161V115L159 114V115H157V113L154 111H152L151 109H149ZM160 107H162V109H159ZM166 107H167V109H166ZM203 107H205L204 105H203ZM212 107H214V108H212ZM217 107V108H216ZM226 107V106H225ZM233 107H235V106H233ZM232 107V108H233ZM88 108V107H87ZM114 108L112 109V110H114ZM131 110H130V109ZM143 110H142V109ZM158 108V109H157ZM163 108H165V109H163ZM170 108V109H169ZM172 108V109H171ZM212 108V109H211ZM229 108H227V110L229 109ZM237 108V107H236ZM121 109V110H120ZM123 109H124V111H125V113H121L122 111H123ZM189 109V110H188ZM199 109V110H198ZM207 109V108H206ZM233 109H235V108H233ZM249 109H251L249 112H248V110ZM258 111V112H260V113H258L257 112V115H258V119H260V121H258V119H257V115H255L256 113H255V111L256 110ZM136 110V111H135ZM145 110V111H146ZM162 110H164L163 112H162ZM167 110V111H166ZM170 110H172V111H170ZM188 110V111H187ZM211 110H212V112H211ZM225 110V109H224ZM223 110V111H224ZM231 110V109H230ZM230 110H229V112H230ZM236 110H238V108L237 109H235L233 112H236ZM109 111H110V113H109ZM115 111V110H114ZM115 111V112H116ZM183 111V112H182ZM189 111H191L190 112V114H187V113H189ZM194 111V112H193ZM226 111V110H225ZM254 111V112H253ZM134 112H136V113H139L138 115L139 116H143L142 117V119H141V117H139L136 113H134ZM144 112V111H143ZM150 112V113H149ZM163 114H162V113ZM165 112V113H164ZM173 112V113H172ZM177 112V113H178ZM194 113V117H193V114H191V113ZM205 112H206V114H205ZM210 112V113H209ZM252 112H253V114H252ZM46 113H47V111H46ZM128 113V114H127ZM146 113H147V116H149V117H147L146 116ZM149 113V114H148ZM154 113V114H153ZM170 115L171 117H169L168 115ZM183 114V116H182V114ZM200 113H203L202 115L200 114ZM4 114H5V111H2L1 112V114H0V117H4ZM116 114V115H115ZM125 114H127V115H125ZM135 114L138 116H135ZM156 114V116H159V117H161L162 118V120L160 121V119L161 118H159L158 119V117L156 118V119H158L159 121H155V119H154V115ZM165 114V115H164ZM175 114V115H174ZM196 114V115H195ZM207 114H214V115H216L217 117L220 115V116H222V117H218V118H216V116H215V118L214 119H212L213 117H214V115H212L213 117H211V115L209 116V118L210 119H212V121L213 120H215L216 121V119H217V123H215V121H214V124L213 123H211V121H209L210 123H205V120H204V117L207 115ZM227 114H230V113H228L227 112ZM234 114H236V113H234ZM246 114V115H245ZM126 117V118H124V116ZM188 117H186V116ZM117 116H120V121H121V124H120V121H116V122H114L115 120L114 119H116V117ZM175 116V117H174ZM176 116L178 117V119L176 118ZM185 116V117H184ZM196 116H197V118H196ZM232 116H233V114H232ZM235 116V115H234ZM249 116V117H248ZM260 116H261V118H260ZM73 118V115H71V114H67V119L68 118ZM115 117V118H114ZM131 118V119H128V118ZM134 117V118H133ZM137 117V118H136ZM150 117H152V119H151V121H150ZM165 117V118H164ZM172 117H174L173 119H172ZM190 117V118H189ZM239 117V116H238ZM38 118H40V117H38ZM126 120H124V119ZM149 118V119H148ZM167 118V119H166ZM205 118H207V117H205ZM221 118V120L219 121V119ZM225 119V120H223V119ZM247 118H246V121H244V125H246V131H247V134L249 133L248 131V129H251L250 127H252V126H250V122H247ZM250 118V119H251ZM107 119H109V118H107ZM128 119V120H127ZM135 119V120H134ZM137 119H139V120H143V122H144V124H145V126H144V124H143V122L141 121H138ZM168 120L169 119V121H167L168 122V124L167 123H165V126H166V124L168 125V126H166L167 127V129L165 128V126H163V124H164V122H165V120ZM171 119V120H170ZM177 119V120H176ZM185 119V120H184ZM190 119V120H189ZM192 119H196V120H192ZM208 119V118H207ZM206 119V120H207ZM242 119V118H241ZM69 120V119H68ZM134 120V121H133ZM152 120H154V121H152ZM164 120V121H163ZM176 120V121H175ZM188 120L190 121V122H188ZM193 122H192V121ZM209 120V119H208ZM245 120V119H244ZM254 120V119H253ZM70 121V120H69ZM125 122V125L124 124H122V122ZM128 121V122H127ZM179 121V122H178ZM183 121V122H182ZM202 121H204V123L202 122ZM243 121V120H242ZM242 121H241V124H239V125H243V123H242ZM262 121V122H261ZM118 122V123H117ZM123 122V123H124ZM129 122H130V125H128L129 124ZM131 122H132V125H131ZM152 122L155 124H152ZM156 122H160V125L158 124V123H156ZM163 124H162V123ZM174 122V124H172ZM197 122V123H196ZM201 122V123H200ZM206 122H208V121H206ZM246 122V123H245ZM135 123V124H134ZM138 123V124H137ZM222 123L224 124V125H222ZM46 124H47V122L45 121L44 122V126H46ZM120 124V125H119ZM162 124V125H161ZM172 124V125H171ZM197 124V125H196ZM199 124V125H198ZM205 124V125H204ZM209 124V125H208ZM249 124V125H248ZM10 125H1L0 124V129L2 128V127H7V126H10ZM68 125V124H67ZM140 125H141V127L142 128H140ZM153 125H154V127L155 126H158L157 127V129H159V130H161V128H162V130H163V127H164V129H166V130H169L170 131V129H172L173 131H177V132H175V135H173L174 134V132H173V134L172 135H170L169 133H167V132H169V131H165L167 134H168V136L167 137H165L167 134L166 133H164V131H160V134L162 135L163 134V137L162 138H164L165 140H161V135L160 134H158L157 132H159V131H156V134L157 135H160L159 136V138L160 139H158V138H155V139H158V143H156L155 144V142L157 141H155L154 140V137H156L157 135H155V131H154V129H153ZM174 125V126H173ZM193 125V126H192ZM208 125V126H207ZM118 126H120V127H118ZM130 127V129L128 128V127ZM131 126H133L134 127V129L132 130V128H131ZM137 126V127H136ZM149 127V128H147V129H149V131L147 130H145L144 129V127ZM162 126V127H161ZM181 126V127H180ZM206 127V129H203V128H205ZM209 126H211V127H209ZM217 127V128H219V130L217 131L216 130V128H214V131H213V127ZM233 126H235V125H233ZM249 126V127H248ZM117 127V128H116ZM150 127H152L151 129H150ZM178 127V128H177ZM184 127V128H183ZM195 127H197V128H195ZM201 127H202V129H201ZM137 128V129H136ZM180 128V129H179ZM189 128V129H188ZM194 128V129H193ZM208 128V129H207ZM244 128V127H243ZM126 129H127V131H126ZM152 129H153V131H152ZM187 129V130H186ZM192 129V130H191ZM231 129V130H232ZM235 129V130H234ZM119 129H118V131H120ZM182 130V131H181ZM197 133V132H199V133H201V135H203L202 136V138H200L199 139V136L194 132V131ZM204 130V131H203ZM211 130H212V132H213V134H211L212 132H211ZM242 130V132L241 131H238V132H240V133H242L243 134V130L244 129H241ZM255 130V131H256ZM69 131V132H68ZM70 131H72V130H67V134H70L69 135V137H68V135H67V140H69L70 142H68V144H67V146L70 144V145H72L73 144V147H74V144L75 143H73V141H74V139L72 138V137H74L75 135H73V133L71 134V132ZM129 131V132H128ZM132 131H133V133H132ZM136 131V132H135ZM180 131V132H179ZM189 131V132H188ZM204 132V134H203V132ZM207 131V132H206ZM245 131V130H244ZM245 131V132H246ZM20 132H22V133H30L31 131H27V130H25V129H21L20 130ZM146 132V133H145ZM147 132L150 134V135H148L147 134ZM153 132V133H152ZM179 132V136H178V133ZM184 132V133H183ZM187 134H186V133ZM76 133V132H75ZM181 133H183L182 135H181ZM189 133V134H188ZM198 133V134H199ZM114 134V135H115ZM146 134H147V136H146ZM153 134V135H152ZM165 134V135H164ZM217 136H216V135ZM219 134H220V137H219ZM233 134V135H232ZM246 134V133H245ZM73 135V136H72ZM140 135V136H139ZM171 137H170V136ZM193 136V137H196V140L198 141V143H197V145H198V147H199V149L195 152L194 150H193V148H192V146H191V144L189 143V142H187L186 140L188 139H186V137L188 136ZM212 135V136H211ZM1 136V135H0ZM70 136H72L71 137V139H70ZM116 136V137H117ZM129 136H131V137H129ZM133 136V137H132ZM134 136H136V137H138L139 136V138L137 139L136 137H134ZM154 136V137H153ZM175 136V141L174 142H176V141H178L179 139H180V136H182L183 138V141H182V139H180L181 140V143L182 144H184V145H182V147L181 146H179V148L180 149H178V151L180 150V152L182 151V153H183V151H184V153H186V155L185 154H182V153H180V152H178L177 150H176V152H175V148L177 149L178 148V146L177 147H175L174 145H177V144H180V141H178V142H176V144L175 143H173L172 144V142H173V140L171 141V139H173V137ZM177 136L179 137V139H177ZM207 136V137H206ZM239 136V137H240ZM252 136H253V138H252ZM168 137H170V139H167ZM209 137V138H208ZM212 137H213V139H212ZM219 137V138H218ZM256 137H258L259 139H260V141H258V139L256 138ZM75 138V137H74ZM133 138V139H132ZM153 138V139H152ZM237 138V140H240V142L241 143H239V142H237V140L235 141L234 139H236ZM255 138H256V140L258 141V142H256L255 141ZM152 139V140H151ZM211 139V140H210ZM0 140H2L1 138H0ZM73 140V141H72ZM146 140V141H145ZM166 140H167V142H166ZM264 140V139H263ZM125 141H122L121 142V144H124V142ZM136 141V142H135ZM155 141V142H154ZM159 141L161 142L162 141V143L165 141L166 142V146L164 145L163 146V144L162 143H159ZM75 142V141H74ZM137 142H139L138 143V145H135V144H137ZM144 142H146V144L144 143ZM171 142V143H170ZM201 142H202V144H201ZM213 142V143H212ZM234 142H236V143H238V145H239V147H237L236 148V151H237V155L236 154H234V153H236L235 152V150H233V148H235V146L233 145L234 144ZM167 143H170L169 144V146H170V149H169V151L171 150V146H172V149H174V152L173 151H171V152H169L168 151V148H169V146H168V144ZM216 143V144H215ZM233 143V144H232ZM235 143V144H236ZM2 144H3V141H0V164H1V167H0V255L1 254H3V255H7V254H16V255H18V256H23V260H26V262H28L27 264H67V262L70 260V259H68L70 256H71V258H73L74 257V255L78 258L77 259V261L83 256L84 257V255H85V257L84 258H86V256L87 257H89V256H91L90 255V252H91V254H92V256L91 257H93L95 254H97V253H94L95 251L97 252V250H95L96 248H99V246H101L103 243H105V242H103V241H105L107 238H105V240L103 239V238H100V240H103L100 244H96L97 243V240L99 239V237H100V232H99V230L101 231L102 230V228H100L99 229V226H98V228H97V232H99L98 234H97V236L95 235L96 234V232H94V233H92V232H90V235H89V237L90 236H92V238H90L89 239V237H88V241H91V239L94 241L93 242V244H95L94 246H95V248H92L91 247V242L90 243H86V245L88 246L87 248H85L86 247V245H85V243H83V242H85V239H87L86 237L87 236H85V239H84V237L82 238L81 236L83 235L82 234V232L84 233L85 231H83V229H81V228H78V229H81V236H79V237H81L82 239H84V240H82L81 242L79 241V240H81V238L80 239H78L77 240V243H79L80 242V244H77V245H80V247L82 246L81 244H84L85 245V247L84 246H82V250H84V248L85 249H87L88 251L89 250H91L90 252H88V253H85V252H87V250L86 251H82V250H79L80 249V247H78L79 249H77V252H70L71 254H69L70 256L67 258V245H65L64 243L66 242L65 241V239L67 238V233H69L70 234V230H74V229H76L77 227H78V225H79V227L81 226L80 224H82V221L84 220H82L81 221V223L80 224H78L79 222L77 221V218L78 217H80V219H81V217L83 216H80L81 214H79V213H81L82 212V214H83V211L85 212V215H86V211H88V210H79V208H81L80 206H79V208H78V210L79 211H81V212H77V210L76 211H71L70 209H69V206L70 207H72L71 205H69V203H67V202H75L76 204L78 203V205H81L82 207H83V203H84V200L83 201H79L82 197H80V199H79V196H77L78 194H76V193H78V191L79 190H81L82 188H84V186L86 187V185L84 184V182H85V177H86V175L85 174H83V175H85V177L84 176H82V174L79 172L80 170V167L78 168V166H82V165H80V163H78L79 161H81V159H82V157H81V154L83 155V153H84V156H85V152H83V151H81V152H83V153H81V152H77V151H79V150H76V149H73V147H72V149L73 150H76V152L77 153H81L80 154V156H79V158L81 157V159H77L78 157L76 156V153H74L75 151H72V149H70V151H72V154L74 153L75 154V156H74V154H73V158H75L76 157V159L75 160H78V162H75V160H73V162H75V165H76V163L77 164H79V165H77V168H78V173H72L73 171H74V169L76 168H73L72 170L73 171H71L70 170V168H69V166L70 165H68V164H70L71 163V161L70 162H68L69 161V157H68V161H67V169L69 168V170H70V172L74 175V178L73 177H69L68 175H67V172L68 171H65V172H63L57 179L56 178H54V177H52V176H46V173L44 174L42 171H43V169H44V165L42 164V163H40V162H36V160L34 161V157H35V155H34V157H32V158H30V159H28V160H25V163H24V165L22 164V165H18V166H11V164H10V154H6L5 152H4V150L1 148V146H2ZM154 144H155V146H154ZM157 144H160V145H157ZM218 144V145H217ZM219 144H220V146H219ZM228 144H230V145H228ZM243 144V143H242ZM259 144V145H258ZM263 144V145H262ZM69 145V146H70ZM141 145V146H140ZM147 145H149V146H147ZM157 145V146H156ZM233 145V147H231ZM67 147V151H68V149L69 148H71V147ZM129 146V147H128ZM139 148V147H142L143 148V150H144V147H145V149L147 148V150L148 151H146V150H144V152L147 154V156H149V159L151 160V158L153 157V156H155L154 157V159L155 160H153L152 159V161H150L147 157H146V155L143 157V158H145V159H143L142 158V156H143V154H144V152H143V150H140V152L138 151V150H136V148L137 147ZM152 146V147H151ZM153 146L154 147H157V149L156 148H153ZM168 146V147H167ZM190 146V147H189ZM201 146V147H200ZM203 146V147H202ZM248 146V147H247ZM263 146V147H262ZM135 147V148H134ZM163 147V148H162ZM165 147H166V149H165ZM174 147V148H173ZM189 147V150H191L189 153L190 154H192L191 152H193V154L192 155H190V154H188L187 152L189 151L188 149H185V150H183L184 148H188ZM217 147V149H215ZM75 148V147H74ZM132 151V153L130 152V150ZM161 148H162V150H161ZM192 148V149H191ZM213 148V149H212ZM241 148V149H240ZM78 149V148H77ZM159 149V150H158ZM212 149V150H211ZM234 151V153H233V151ZM257 149H258V151H257ZM260 149V150H259ZM82 150V149H81ZM152 152H151V151ZM188 150V151H187ZM209 150V151H208ZM221 150V151H220ZM232 152H231V151ZM245 149L243 148V150L242 151H244ZM69 151V155H70V152ZM136 151H138V153L140 154V157L143 159V160H146L147 162L145 163V162H143V163H141L140 164V162L139 161H137L136 160V158H138V160L140 159V157H139V155H137V156H135V154H133V153H136ZM186 151V152H185ZM200 151V152H199ZM207 151V152H206ZM195 152V153H194ZM207 154H205V153ZM257 152V153H256ZM130 153V154H129ZM143 153V154H142ZM176 153H178L179 155H177ZM212 153H213V155H212ZM217 153V154H216ZM230 153H233V154H230ZM131 154H133V155H131ZM173 154V155H174ZM182 154V155H181ZM188 154V155H187ZM202 154V155H201ZM258 155V157H257V155ZM68 155V156H69ZM124 155H120L121 156V158H124L125 156ZM172 155V156H173ZM190 155V156H189ZM232 155V156H231ZM116 156V157H117ZM123 156V157H122ZM175 156V157H176ZM181 156V157H180ZM262 156V157H261ZM135 157V158H134ZM151 157V158H150ZM198 157H199V159H198ZM200 157H202V158H200ZM212 157V158H211ZM235 157V158H234ZM239 157V158H238ZM71 158H72V156H71ZM84 158L85 157H83V162H84ZM166 158L168 159V158H171V160L170 159H168V160H166ZM183 158V157H182ZM223 158V159H222ZM228 160H227V159ZM242 158V159H241ZM36 159H38V158H36ZM130 159H133V161L132 160H130ZM165 159V160H164ZM176 159V158H175ZM190 159V160H189ZM195 158H193V160H194ZM225 159V160H224ZM234 159V160H233ZM257 159V160H256ZM29 160H31V161H29ZM71 160V159H70ZM115 160V159H114ZM116 160H118V159H116ZM164 160V161H163ZM182 160H180V162L182 161ZM211 160H213L212 162H210ZM217 160V161H216ZM227 160V161H226ZM242 162L241 164H240V162ZM241 160H243V161H241ZM141 161V160H140ZM198 161V162H197ZM220 161V162H219ZM226 161V162H225ZM230 161V162H229ZM83 162H81L82 164H84ZM114 162H116V161H114ZM114 162H112V164L110 165V166H112V167H114V165H116L115 167H117V170H116V168L114 167L113 169H115V170H113V169H109V170H112V171H118V169H119V167H118V162H116V164L114 163ZM132 162V163H131ZM133 162H134V164H135V168H137V169H135L134 167H132L134 164H133ZM135 162H139V164H137V163H135ZM173 162V161H172ZM215 162V163H214ZM224 162H225V164H224ZM238 162V163H237ZM250 162V163H249ZM251 162H254V163H256V164H254V163H251ZM263 162V161H262ZM131 163V164H130ZM152 163V164H151ZM186 163V162H185ZM200 163V165L201 166H199L198 164ZM218 163V164H217ZM227 163V164H226ZM246 165V167L245 168H247V165H249L248 166V168L247 169H245V168H242V167H244L245 165ZM72 164V163H71ZM168 164V163H167ZM170 164V163H169ZM169 164H168V166H169ZM172 164V163H171ZM223 164V165H222ZM232 166H231V165ZM243 164V165H242ZM264 164V163H263ZM74 165V164H73ZM130 165V166H129ZM132 165V166H131ZM138 165V167H136ZM164 165H162V167L164 168ZM215 165V166H214ZM72 166V165H71ZM70 166V167H71ZM84 166L86 167V165H83L82 167L84 168ZM166 167H167V165H165ZM172 166V165H171ZM170 166V167H171ZM237 166V167H236ZM253 166V167H252ZM255 166V167H254ZM121 167V166H120ZM128 167H131L132 169H134V170H130ZM185 167V168H184ZM212 167V168H211ZM236 167V168H235ZM76 168V169H77ZM83 168H81V170L83 169ZM146 168V169H145ZM169 167H167L166 169H168ZM175 169V172H176V174L178 173V175H180L179 174V172L178 171H176L177 170V168L176 167H174ZM195 168V169H194ZM223 168V169H222ZM228 168V170H230V171H228V172H230V175L227 177V179L226 180H224V181H221V182H218V183H216V181L218 180V178L221 176V177H224V172H225V170ZM125 169V170H126ZM171 169H172V167H171ZM171 169H169V170H171ZM184 169H186L184 172H185V174H183L184 172H183V170ZM187 169H188V171H190V172H187ZM192 169H194V171L192 170ZM200 171H199V170ZM205 169V170H204ZM211 169V170H210ZM220 169V170H219ZM237 169H245V170H247V172L249 171L250 173H254L253 175H255L256 174V172L258 173L257 175H255L254 177H252V178H250V173H247L248 174V176H246L245 174H244V172L243 171H245V170H241L242 171V174H243V176L244 177H242V178H238V177H241L242 175H238V171H240V170H238L237 172H236V170ZM174 170H172V171H168L170 174H172L173 175V172H174ZM209 170V171H208ZM212 170H214V171H212ZM217 170H219V172L217 171ZM224 170V171H223ZM83 171H86V170H83ZM94 171V172H93ZM128 171V172H129ZM204 171V172H203ZM206 171H208L207 173H208V177H207V173H205ZM222 171V172H221ZM227 171V170H226ZM69 172V173H70ZM91 172L94 174V173H98L97 172V170L96 169H92L91 170ZM115 172H111V173H115ZM161 172V173H160ZM172 172V173H171ZM192 172V173H191ZM213 173V175H212V173ZM261 172V173H262ZM10 173H12V174H15V176L14 177H11V175H10ZM70 173V176H73L72 174ZM84 173V172H83ZM86 173H87V171H86ZM136 173H134V175H132V173L131 172H129L128 174L130 175V177H126L125 178V180L127 181L128 180V178H129V180H133V182H132V189H133V187H134V184L138 181V178L136 177V182L134 183V181H135V175H137ZM168 173V174H169ZM190 174V177H189V175L188 174ZM200 173V174H199ZM210 173V174H209ZM240 173V172H239ZM246 173V172H245ZM35 174H38L39 176H38V180L36 181V180H31V177H33ZM78 174H81V176L80 175H78V177H76ZM126 174H127V170H126ZM155 176H154V175ZM159 174V175H158ZM176 174H174V175H176ZM241 174V173H240ZM76 175V176H75ZM108 175H109V177L110 176H112V178L113 177H115L116 178V176H119V175H117V173H115L114 175H110V171L108 172ZM116 175V176H115ZM134 177H132V176ZM171 175V176H172ZM220 175V176H219ZM223 175V176H222ZM237 177H236V176ZM93 176V175H92ZM161 178H159V177ZM169 176V175H168ZM170 176V177H171ZM196 176V177H195ZM198 176H199V178H198ZM206 176V177H205ZM245 176H246V180H245ZM67 177H69L68 179L70 180V181H72L73 179H75V177H76V181H72V182H76L75 184L74 183H72V182H70L69 183V181L67 182ZM120 177V176H119ZM133 179H132V178ZM141 177V176H140ZM192 177V178H191ZM220 177V178H221ZM231 177V178H230ZM249 177V178H248ZM256 177V178H255ZM12 178H17L18 180H16V181H12L11 179ZM73 178V179H72ZM114 178V179H115ZM118 178V177H117ZM116 178V179H117ZM148 178V177H147ZM147 178H144L145 179V181H146V179ZM172 178V177H171ZM186 180H185V179ZM195 178H196V180H195ZM203 178H205V179H203ZM229 178V179H228ZM235 178V179H234ZM244 178V179H243ZM248 178V179H247ZM264 178V177H263ZM72 179V180H71ZM78 179H80L81 181H79L80 183H79V185H77L78 187H77V189H76V186H73L72 184H74V185H76V184H78L77 183V181H78ZM83 179V180H82ZM141 179V178H140ZM139 179V181L141 182L143 179H141L140 180ZM149 179H147V180H149ZM166 179V178H165ZM169 179V178H168ZM168 179H166V180H168ZM192 179V180H191ZM216 179V180H215ZM240 179L242 180H244L243 182L242 181H240ZM249 179H251L250 181H249ZM255 179V180H254ZM128 180V181H129ZM196 181V183L195 184H197V186L196 185H194V187H192V182L193 181ZM201 180H203V182H201ZM204 180H206L207 182H211V183H213V188H212V191H211V193L209 194V196L207 197L208 199L209 198H212V199H209V200H213V198L215 199V200H213V202L215 201V203L216 202H220V207L218 206V205H216L215 206V204H214V206H215V208H217L218 210L219 209H221V206H222V208H223V205H224V208L222 209V211L224 212V213H229L230 214V216H229V218H226V219H228V221L225 219V218H222V217H219L218 215L221 213V216H222V211L220 212H218V214H214V216H210L209 218L213 221V222H215V223H218V222H222L223 221V227H222V229H219V230H224L223 231V233H229L230 235H231V232H232V236L230 237V235H224V234H222V233H219V232H221V231H217V233H219V234H222L221 236V238H223V239H226V240H221V241H223V243H224V245L226 246L227 244H226V242L227 243H230V244H228L227 246H226V248H225V246L223 245V243L222 244H219L218 242H214V241H216V240H214V239H216V235H219V234H217L216 233V235L215 234H210L209 235V232L208 233H206V230H207V228H205V221H209L207 218H208V216L209 215H213V212H212V210H211V208L210 207H208V205H210V204H212L211 203V201H209L208 202V205L207 206H204V204L206 203V201H203L205 198V196H204V193H205V191L203 190H201L202 188H203V184H201L200 185V183H204ZM229 180V181H228ZM233 180V181H232ZM247 180H248V182H247ZM252 180H254V182L252 181ZM260 180V181H259ZM125 181V182H126ZM139 181L137 182V184H139ZM144 181V180H143ZM151 181V182H152ZM189 181V182H188ZM215 181V182H214ZM264 181V180H263ZM90 182V181H89ZM124 182V183H125ZM130 182V181H129ZM180 182H182V180L180 181ZM191 182V183H190ZM235 182V183H234ZM240 182V183H239ZM242 182V183H241ZM260 182V183H259ZM69 183V185H72L71 186V188H72V191L73 190H75V191H73V192H71V191H68V190H70V186L69 185H67ZM156 183V184H157ZM160 183V184H161ZM179 183V182H178ZM235 185H234V184ZM245 183V184H244ZM255 185H254V184ZM257 183H259V185H257ZM264 183V182H263ZM160 184L158 185V186H160ZM163 184V183H162ZM190 184H191V187H190ZM227 184V185H226ZM237 184V185H236ZM240 184V185H239ZM250 184V185H249ZM148 185H150V184H148ZM151 185H153V184H151ZM167 185H165L164 184V187L165 188H168V186ZM234 187H233V186ZM239 185V188L237 189V188H235V187H237ZM243 185H245V186H243ZM143 186V187H142ZM144 186H147V187H149V189L147 188V187H144ZM156 186V185H155ZM167 186V187H166ZM196 186V187H195ZM218 186H219V188H218ZM227 186H228V189L229 190H231V189H233L234 190V192H236V193H233V191L231 190V192L227 189ZM230 186H232V187H230ZM243 186V187H242ZM256 186V187H255ZM157 187V186H156ZM183 187V186H182ZM201 187V189H198V188H200ZM230 187V188H229ZM245 187V188H244ZM69 188V189H68ZM87 188H90V191L89 192H92V188L91 187H86V190H87ZM144 188V189H143ZM159 188H163V186L161 187H159ZM165 188H163V191L165 190ZM171 188V189H170ZM197 188V189H196ZM235 188V189H234ZM130 189V188H129ZM128 189V190H129ZM141 189V190H140ZM146 189V190H145ZM148 189V190H147ZM158 189V188H157ZM185 189V188H184ZM191 190V191H189V190ZM237 189V190H236ZM83 190H85V189H83ZM82 190V193L81 192H79V194L81 193V194H83V192H85V191H83ZM89 190V189H88ZM87 190V191H88ZM134 190V189H133ZM169 190H171V191H169ZM194 191V193L195 194H197L198 192H199V196H198V194H197V196L193 193V191ZM215 190H216V192H215ZM222 190V191H221ZM250 190V191H249ZM67 191L69 192V193H67ZM135 191V190H134ZM139 191V192H138ZM142 191V192H141ZM181 191L182 192H184L183 194H181ZM227 191H229V192H227ZM76 192V193H75ZM89 192H87V194L89 193ZM95 192V191H94ZM130 192V190L128 191V195H129V198H130V196L131 195H134L133 193L132 194H130L129 193ZM220 192H222V193H220V195H219V193ZM153 194H154V192H152ZM216 193V194H215ZM232 193H233V195L234 196H232ZM257 193V194H256ZM71 194V195H70ZM73 194H75V196H73ZM84 194H86V193H84ZM92 194V193H91ZM90 193H89V195H91ZM195 195L196 197H198L197 198V201H200L199 202V205H198V203H197V201L195 200H193V198H192V196L193 195ZM202 194V195H201ZM214 194H215V196H214ZM229 194V195H228ZM231 194V195H230ZM67 195H68V198H69V200L67 199ZM88 195V196H89ZM93 195H94V193H93ZM96 195V194H95ZM165 195H166V191H165ZM165 195H163L162 197H166ZM184 195V196H183ZM222 195V196H221ZM225 195H226V197H225ZM73 196V197H72ZM81 196V195H80ZM83 196V198H87L86 197V195L84 196V195H82ZM171 196V195H170ZM169 196V197H170ZM174 196V197H173ZM186 196V197H185ZM217 196H219V198L217 197ZM254 196V197H253ZM38 198L37 199V201L35 202L34 201V199L35 198ZM75 197H77L78 199H75ZM92 197H95V196H92ZM92 197H89L90 199L92 198ZM126 197H128V196H126ZM133 196H131V198H132ZM143 198L142 196H136V197H134V200H133V204H134V202H135V199H136V201H137V198ZM161 197V198H162ZM169 197H167V198H169ZM191 198L193 201H191V203H193V206H191V205H189V207L191 206V208H190V210H194L193 208H195V206H196V209L194 210V211H192V213L190 214L192 217H190L189 216V214H187V212L188 211H184V212H182L181 214H177V215H180V216H182V214H183V216H184V213H186L187 214V217H189V219L186 217L185 218V216H186V214H185V216L184 217H181L180 218V216L178 217V216H176L175 214H176V212H178V211H180L181 212V209L183 210V203H184V206L186 207V209H187V207H188V205L187 204H189V203H187V204H185V202L187 201H190L191 199H188L187 200V198ZM194 197V196H193ZM204 198V199H202L201 200V198ZM218 198V201H216V199ZM227 197H229V198H231V199H229V198H227ZM233 197V198H232ZM116 198V197H115ZM119 197H117V199H118ZM129 198L128 199H126V200H129ZM131 198H130V200H131ZM171 198V197H170ZM182 198V199H181ZM226 198V199H225ZM70 199H71V201H70ZM223 199V201H221ZM86 200V199H85ZM126 200H122V202L120 203L121 204V206H120V208H119V210L117 211V214L116 213H114L115 215H114V217L116 216H119V215H121L120 214V212L121 213H123V211H124V207H125V204H126ZM139 200V199H138ZM140 200H139V202L137 201V203H140ZM168 200V199H167ZM170 200V199H169ZM177 200V201H176ZM186 200V201H185ZM206 200V199H205ZM220 200V201H219ZM225 200H227V202L225 201ZM261 200H262V205L260 204L261 203ZM150 201V200H149ZM161 201H164V199L162 198V200ZM160 201V202H161ZM166 201V200H165ZM182 201V202H181ZM205 202V203H203V202ZM83 202V203H82ZM125 202V203H124ZM146 202V201H145ZM159 202V204H162V203H160ZM167 202V201H166ZM170 202V201H169ZM194 202H196V204L198 205V206H200V207H198L196 204H194ZM251 202V203H250ZM35 203L36 204H39L41 207H43L44 205L43 204H50V207L49 208H47V209H42V211H38L36 208H35ZM131 203L132 202H130V204L129 205H131ZM165 205H166V203L165 202H163ZM168 203V202H167ZM228 203V204H227ZM231 203V204H230ZM233 203V204H232ZM68 204V205H67ZM127 204V205H128ZM132 204V205H133ZM146 204V203H145ZM143 205L144 207H147L146 205ZM149 204H148V206H149ZM158 204V205H159ZM218 204V203H217ZM222 204V205H221ZM255 204V205H254ZM73 205V204H72ZM78 205H75V206H78ZM155 205V206H154ZM163 205V204H162ZM180 205V206H179ZM233 205V206H232ZM123 206V207H122ZM135 206V205H134ZM134 206H131L130 208H128L127 206V208L128 209H131V211H132V209H134L133 207ZM211 207H212V205H210ZM125 207V208H126ZM155 207H156V209H155ZM185 207H184V210H185ZM188 207V208H189ZM199 209H198V208ZM231 207H232V209H231ZM73 208H75L74 206H73ZM72 208V209H73ZM215 208H214V210L213 211H215L216 212V210H215ZM229 208V209H228ZM235 208V209H234ZM261 208V209H260ZM76 209H77V207H76ZM144 209H146V208H144ZM200 210L199 212H201L202 210H203V214H202V218L200 217V218H198V215L199 214H201V213H199L198 212V210ZM157 210V211H156ZM160 210H161V207H160ZM217 210V211H218ZM235 210V211H234ZM69 211H70V213H69ZM127 211V213L126 214H128V210H126ZM131 211H129V214H132L134 211H132V213H130ZM173 211L175 212V214H173ZM206 212V215H205V212ZM89 212V211H88ZM138 212L136 213L137 215H138ZM198 212V213H197ZM209 212H212L211 214L209 213ZM214 212V213H215ZM254 212V214H252ZM67 213H69V215H72V217H73V214H75L76 215V217H75V220H76V224L74 225V228L73 227H69V228H71L69 231L70 232H67ZM144 213V212H143ZM169 213V215L167 216V214ZM190 213V212H189ZM209 213V214H208ZM235 213V214H234ZM251 213V214H250ZM79 214V215H78ZM91 214V213H90ZM89 214V215H90ZM175 215L176 217H172L173 215ZM195 214V215H194ZM228 214V215H229ZM122 215H125V213L124 214H122ZM121 215V217H124V216H122ZM148 216V219H146L147 218V216ZM156 215V214H155ZM224 215H226V214H224ZM87 216H88V214L86 215V218H87ZM109 216V215H108ZM108 216H105V217H108ZM156 216H159L158 214L156 215ZM169 216H171V217H169ZM204 216H207V218L205 217V219H204ZM247 217V218H245V217ZM60 217H62V218H60ZM91 217V216H90ZM120 217V216H119ZM119 217H117V219L119 218ZM120 217V218H121ZM125 217H128V215L127 216H125ZM137 217L138 216H136V220H137ZM163 217H164V219H167V221H165L164 219H163ZM167 217V218H166ZM169 217V218H168ZM178 217V221L175 219V218H177ZM193 217H197V218H193ZM228 217V216H227ZM233 217V218H232ZM237 219H236V218ZM239 217H241V218H239ZM259 217V218H258ZM260 217L262 218V219H260ZM60 218V219H59ZM82 218H84V216L82 217ZM104 218V217H103ZM110 218V217H109ZM108 218V219H109ZM119 218V219H120ZM235 218V219H234ZM9 219V220H8ZM108 219H106L105 220V218H104V220L102 219V221H104L105 223H107V224H111L112 223V220H114V221H116L117 219H115V218H113V219H110L111 221L108 223L107 221H109ZM119 219H118V222H119V224L118 225H120L121 226V224L120 223H122L123 222V224H122V226L124 225V223L126 224V221H122L121 222V220L123 219H120V221H119ZM125 219V218H124ZM127 219V218H126ZM135 219V218H134ZM140 219H143V220H140ZM147 220V224L145 223V221ZM171 219V220H170ZM173 219H175V220H173ZM186 219H188V220H186ZM196 219H203L204 220V222L203 223H201L202 225H200V222H202V221H199V225H196L198 222L197 221H195ZM233 219V220H232ZM244 219V220H243ZM72 220H73V218H72ZM90 220H92L93 221V219H90ZM145 220V221H144ZM152 220H155V221H152ZM174 221V224H173V222L171 223L170 221ZM179 220H180V223H181V221H183L182 223L184 224H182L183 226H182V229H181V226H179V225H181V224H179L178 222H179ZM191 220H192V222L194 221L195 222V224H194V227H192V225H193V223L191 222ZM236 220H238V223L236 224ZM240 220H241V222H240ZM243 220V221H242ZM86 221V220H85ZM89 221V219L87 218V222ZM94 221H96V220H94ZM99 221V220H98ZM98 221H96L97 223H96V225H102V224H100V222L98 223ZM101 221V220H100ZM113 221V222H114ZM157 221V223H155ZM160 221H161V224H163V222L165 221V224H167V227H170L171 226V224H172V227L173 226H176L177 224L176 223H178L179 225V227L178 226H176L175 228H173V229H175V230H177L178 228H180V231H179V233L177 232V231H174L173 229H172V227L171 228H168L169 230L167 231L166 230V225H164V228H165V230L164 229H162V225L160 224ZM163 221V222H162ZM169 221V222H168ZM232 221V222H231ZM235 221V222H234ZM91 222V221H90ZM86 223V222H84L83 223V225H85V223H86V225L88 226V227H85V228H87L86 229V231H89L91 228L92 229H95L96 230V228L95 227H97V226H93L92 227V222L91 223ZM151 222H154V223H151ZM159 222V223H158ZM244 222V223H243ZM255 222V223H254ZM104 223V224H105ZM139 223V224H138ZM143 225H142V224ZM171 223V224H170ZM237 225V226H239L238 228H236L237 226H235V224ZM240 223H242V224H240ZM246 223V224H245ZM261 223H263V224H261ZM17 224V225H16ZM107 224H105V225H107ZM126 224V225H127ZM156 224H158V225H156ZM160 224V225H159ZM192 224V225H191ZM234 224V225H233ZM248 224V225H247ZM255 224V225H254ZM30 225H32V227H34L36 230H37V233L39 234V236L42 238V239H46V238H49V241L51 242V243H53V246H52V248L50 249V250H47V251H45L44 252V257H39V258H34V257H30L31 255H29V257H28V254H26L25 252H26V247H25V245H24V242L23 241H18L19 239L17 238V236L15 235V232L17 231L16 230V228L18 229V230H22L24 233L26 232V228H24V227H27V226H30ZM93 225H95V223L93 224ZM115 225H117V224H115ZM114 225V226H115ZM118 225H117V227H113V228H111L110 226V228L111 229H113L115 232H113V230H111L112 231V234H116V228H120V227H118ZM138 225H140L141 226V228H140V226H138ZM227 225H230L229 227L227 226ZM231 225H232V227H231ZM244 225H245V227H244ZM75 226H77V227H75ZM143 226V227H142ZM161 226V227H160ZM198 226V227H197ZM201 226V227H200ZM203 226V227H202ZM247 226V227H246ZM91 227V228H90ZM102 227V226H101ZM106 227H108V226H106ZM126 226L124 225V228L123 227H121V228H123V229H121L122 231L124 230V229H126L127 227H128V225H127V227L125 228ZM131 227H128V228H131ZM160 227V228H159ZM236 228V230L234 231V229ZM255 227V228H254ZM83 228V227H82ZM104 229H105V231H107V230H109L108 228L106 229L105 227H103ZM136 228V227H135ZM134 227H133V229H135ZM232 228H234L233 229V231H232ZM77 229V230H78ZM156 229H158V230H156ZM192 229V230H191ZM196 230V232H195V230ZM197 229H199V230H197ZM240 229H239V231H240ZM253 229V230H252ZM12 230V231H11ZM77 230H76V234L78 233V235H80V233L79 232H77ZM159 230H161V231H159ZM162 230H163V232H162ZM171 230H173V231H171ZM201 230H203V232H199V231H201ZM247 230V231H246ZM7 231H10V233H7ZM79 231V230H78ZM90 231H92V230H90ZM94 231V230H93ZM111 231H110V233H111ZM120 231V229H118L117 230V232H118V234L119 233H121V232H119ZM159 231V232H158ZM164 231H167L166 233L164 232ZM238 231V232H239ZM185 232V233H184ZM192 232V233H191ZM248 232H249V234H248ZM12 233H14L12 236H11V238L9 239V240H7L6 238L7 237H9L10 236V234H12ZM71 233H75V230H74V232H71ZM102 233V232H101ZM154 233V232H153ZM161 233H164L163 235H164V237H161V236H163ZM204 233H206L208 236H210V237H207V235H205ZM234 233V234H233ZM68 234V235H69ZM76 234H75V236H76ZM84 234H86V232L84 233ZM91 234H93V235H91ZM104 234H106L105 232H104ZM107 234H109V231L107 232ZM112 234H109L108 236L110 237V235H111V237H113V239H112V241H110V242H108L109 244L107 245V244H105V245H103V247H105V249L104 248H102V246H101V248L102 249H104V250H102L101 248V253H102V251H104V253L102 254V255H99V253L97 254L99 257L100 256H102V257H100V261L99 260H97V259H99L98 258V256H96V257H94V260L96 259L97 261H95V263L96 264H105V261H108V256L110 255H112V247L114 246V244H115V242H114V240H115V237L118 235H112ZM248 234V235H247ZM77 235V236H78ZM88 235V234H87ZM102 235H103V233H102ZM198 235H200V238H201V236H203L204 238H205V240H206V242H205V240H204V238H202V240L198 237ZM70 236V235H69ZM72 236V235H71ZM94 236H96L97 238V240H96V243H95V239H94ZM144 236V235H143ZM147 235H145V237H146ZM183 236L182 235H180V236H178V237H182L183 238ZM197 236V238H195ZM220 236V235H219ZM227 236H228V238H227ZM51 237V238H50ZM103 237H107L106 235H104ZM108 237V238H109ZM171 237V238H172ZM178 237L176 238L177 240H178ZM184 237V238H185ZM71 238H74V236L73 237H71ZM169 239H171L170 238V236L168 237ZM179 238V239H180ZM182 238H181V240H179L178 242H176V241H174L175 243H177V245L173 242V239H174V237L172 238V243L170 242V240L168 239V242L169 243H171V244H173V246H182L183 244H184V242H186V241H184V242H182ZM183 238V239H184ZM187 238H189V239H187ZM198 238H199V240H200V242H198V244L196 243L197 242V240H198ZM237 240H236V239ZM260 238V237H259ZM259 238H256V240H257V242H259ZM74 239H76V238H74ZM111 239V238H110ZM110 239H107V240H110ZM230 239V240H229ZM47 240V239H46ZM211 240H213V241H211ZM87 241V240H86ZM193 241L196 243H194L193 244ZM226 241V242H225ZM74 242H76V240H74ZM107 242V241H106ZM165 242H167V240L165 241ZM167 242V245H170L169 243ZM180 242H181V244H180ZM189 242V241H188ZM144 243V244H145ZM217 243V244H216ZM76 244V243H75ZM92 244V245H93ZM175 244V245H174ZM180 244V245H179ZM204 244H206V246H202V245H204ZM215 245V247H214V245ZM151 245V246H150ZM195 245V246H194ZM235 245V244H234ZM93 246V247H94ZM172 246V245H171ZM212 246H213V248H212ZM220 246V248L222 249V247ZM233 246V245H232ZM236 246H233L232 248H234V247H236ZM76 247V246H75ZM107 247V248H106ZM152 247V248H151ZM90 248V249H89ZM110 249V251L106 254L105 253V251H106V249ZM146 248V249H145ZM216 248H218V247H216ZM202 249V250H203ZM207 249V250H208ZM217 250L218 252L217 253H220V251H222V250ZM235 249V248H234ZM74 250V249H73ZM95 250V251H94ZM156 250H157V254H156ZM201 250V251H202ZM216 250L213 252L214 254H217L216 253ZM231 250V249H230ZM229 250V251H230ZM75 251H76V248H75ZM79 252V253H78ZM83 252V253H82ZM98 252H99V250H98ZM146 252H148V250L147 251H145V253ZM206 252V251H205ZM75 253H77L78 255H76ZM94 253V254H93ZM201 253H203V252H200V254ZM208 253V252H207ZM83 254V255H82ZM156 254V256L154 257V255ZM196 255V254H195ZM195 255H193L192 256V259H194L195 260V258H196V256ZM109 256V257H110ZM120 256H122V255H120ZM119 256V257H120ZM146 256H147V254H146ZM197 256H199V255H197ZM200 256H202V255H200ZM204 256V255H203ZM28 259H27V258ZM89 258V259H85L86 260V262L88 261L89 262V264H93V258ZM113 258L111 259L112 260V262L111 261H109V264H120L119 262L117 263V260H120V258L117 256V258H114V255L112 256ZM115 257H116V255H115ZM29 258H31L30 260H29ZM35 260H34V259ZM66 258H67V260H66ZM84 258H81L80 260H82L83 262H85L84 261ZM111 258V257H110ZM110 258H109V260H110ZM147 258V257H146ZM198 258V257H197ZM74 259V260H73ZM70 262L71 263H69L68 262V264H72L74 261H76L75 259V257L73 258ZM107 259V260H106ZM116 259V260H115ZM148 259V258H147ZM146 259V260H147ZM66 260V261H65ZM123 260V259H122ZM121 260V261H122ZM155 260H154V264H156L155 263ZM82 261H80L78 264H83V262ZM93 261V262H92ZM25 262V263H26ZM82 262V263H81ZM85 262V263H86ZM100 262V263H99ZM123 262V264H124V262L125 261H122ZM147 262V261H146ZM24 263V261H23V264H25ZM76 262L74 263V264H77ZM94 263V264H95ZM106 263H108V262H106ZM160 264V261L158 260L157 261V264ZM88 264V263H87Z\"/></svg>",
  "mask_w": 264,
  "mask_h": 264
},
{
  "label": "bare ground",
  "instance_id": "bare-ground-1",
  "mask_svg": "<svg viewBox=\"0 0 264 264\" xmlns=\"http://www.w3.org/2000/svg\"><path fill=\"white\" fill-rule=\"evenodd\" d=\"M1 2L3 1L4 2V0H0ZM7 1H9V2H11V1H13V0H7ZM6 0H5V2H7ZM15 1H17L19 4H20V6H16V8H14V9H12L11 7L8 9V10H6L3 6H1L0 5V33L2 34V38L4 39V47H3V49L0 47V57H2L3 59H2V65H1V61H0V85H1V88H3V90H4V93H3V96H0V99H1V97L3 98L2 100V102H0V114H1V112L2 111H5V114H4V117H0V124L1 125H10V122H11V120H12V118L11 117H9L8 115H6L7 113H9L10 115H11V106L10 105H12L13 106V103H12V98L14 97V95H16V97H17V100H18V103H19V105H20V108L19 107H14L13 106V109L15 110V112L17 113V116H18V120H19V122H17V123H15V124H13V125H10V126H7V127H2L1 129H0V138L2 139V140H0V141H3V144H2V146H1V148L4 150V152L6 153V154H10V164H11V166H18V165H24V163H25V160H28V159H30V158H32V157H34V155H35V157H34V161L36 160V162L38 161V162H40V163H42L43 165H44V169H43V173L45 174L46 173V176H52V177H54V178H58L63 172H65V171H68L67 172V175L69 176V177H73L74 178V175L72 174V173H78V168L80 167V173L82 174V176H84L85 177V175H86V177H85V182H84V184L86 185V187H91L92 189V192H89L90 191V188H87V190H86V187L84 186V188H82L81 190H79L78 191V193H76V194H78L77 196H79V199H80V197H82L79 201H83L84 200V203H83V207L81 206V205H78V203L76 204L75 202H67V203H69V205H71L72 207H70L69 206V209L71 210V211H76L77 210V212L79 213V212H81V211H79V210H88V211H86V215L88 214V216H87V218L89 219V221L87 222V218H86V215H85V212L83 211V214H82V212L81 213H79V214H81L80 216H84V218H82L81 217V219H80V217H78L77 218V221L79 222L78 224H80L81 223V221H82V224H80L81 226L79 227V225H78V227L77 226H75V227H77L76 229H74L75 230V233L73 234V233H71V232H74V230H70L71 228H69V227H73L74 228V225L76 224L75 222H76V220H75V217H76V215L75 214H73V217H72V215H69V213H70V211H69V213H67V232H70V234L69 233H67V238L65 239V245H67V258L70 256L69 254H71L70 252H77V249H79L78 247H80V245H77V244H80V242L82 241V240H84L85 239V236H87L86 238L87 239H85V242H83V243H85V245H86V243L88 242V243H90L91 241V243L93 244V238H92V236H90L89 237V235H90V232H92V233H94V232H96V236H97V234L99 233L100 234V237H99V239L97 240L96 238V236H94V239H95V243H96V240H97V243L96 244H100L103 240H100V238H103L104 240H105V238H107V239H110V240H105V241H103V242H105V243H103L101 246H102V248H104L105 249V247H103V245H105V244H109L108 242H110V241H112V239H113V237H111V235H110V237L108 236L109 234H112V231L111 230H113L114 228L113 227H117V225L119 224V222H118V219L121 217V215L122 214H124L125 213V215H122V216H124V217H121L120 219H122L121 220V222L122 221H126V224H127V222L129 221V217L130 216H134L133 218L132 217H130V218H132V220H134V221H129V223H131V222H134L133 223V225L135 224V223H137L136 221H139V217L141 218V215L142 214H144V215H142L143 217V219L145 218L144 216H145V211L147 210V213L146 214H148V211H149V214H148V216H149V219L151 218V216H152V213H154L153 211H152V213L150 214V210H151V208H149L150 207V204L149 203H147V200L150 198V195L151 196H153V197H151L152 199H149L148 200V202H155V201H157V200H159V198L162 200V198L164 199V201H161V200H159L156 204V207L158 208L159 206L161 207V210H160V207H159V209H158V211H159V213H162L163 211L162 210H165L166 209V211H164V215L166 216V214L165 213H167V210H168V206L172 203V201H173V203L170 205V207L169 208H171V206L174 204V198H176V197H174V198H172V195L173 194H175V196H178V198H180V193H179V195H176V194H178L177 193V190H178V187L176 188L177 190H175V189H173V187L175 188L176 186H178V184H180V183H183V179H180V181L182 180V182H180L179 181V178H178V181H175V180H177L176 178H177V176H181V178H182V174H180L181 172H179V169L178 168H180V170H182L183 168V166H184V164L185 165H187V162L188 161H183L182 159H185L186 158V156H184V155H182V154H185L186 155V153H184V151H183V153H182V151L180 152V150L178 151V149H180L179 148V146H181L182 147V145H184V144H182L181 143V140L180 139H182L183 137L182 136H180V139H179V132L177 133L178 134V136H177V139H179L178 141H180V144H177V145H174L173 143H175L176 144V142H178V141H176V142H174L175 141V136L173 137V139H171V141L173 140V142H172V144L175 146V147H177L178 146V148L176 149L175 148V152H176V150L178 151V152H180V153H182L181 155H182V157L180 158V159H177L178 157L174 154H172L171 155V158L173 159V160H171V158H168V159H170L171 160V162H169V160L166 158V160H168L167 162L165 161V165H167V167H169L168 169H166L167 167L161 162L160 164V166H161V169L160 170H162L163 171V173H164V175H165V173H166V171H167V175L165 176V177H161L162 178V183L161 182H159V183H157L158 181H159V179L157 180V182L155 181V183H153V179L154 178H156V177H153V176H150V177H153V178H151L152 180V182L150 181V177L148 176V174H145V175H147L146 177L143 175V173L144 172H146L147 170H149L148 168V166H147V164H148V162L146 161V160H143V159H145L146 157L149 159V156H147V154L145 153L146 151H148L147 150V148L145 149V147H144V150H146L145 152H144V150H143V148L142 147H137L136 148V150H138L139 152H140V150H143V152H144V154H143V156H142V158L146 155V157L145 158H141L140 157V154L138 153V151H136V153H133V154H135V156H137V155H139V157H140V159L138 160V158H136V160L137 161H139L140 162V164L141 163H143V162H147V164H145V166H146V170L145 171H141L140 169L142 168H144V165L142 164V167H141V165H139V167H140V169H139V174H140V176H138V174L136 173V171L134 172H132V171H129L128 169H126L125 168V165L126 164H129V158L131 157V158H133L132 156H130V157H128L127 156V159H126V154H125V152H129L126 148V146H127V144H126V141H125V136H123L124 137V139H122V140H119L120 138H119V136L120 137H122L121 135H123V134H121L123 131H125V128H123V125H121V128H117L116 130H117V134L119 135V136H117L115 133V129L113 128V127H110V124H109V122H111V121H109L110 120V117H107V116H105V114H106V111H99V110H97L96 112H94L93 114H92V105L90 106V108H89V106H86V104L89 102V104L91 103V102H95L96 101V105H98V102H99V105L101 106V104H100V97H102L101 95H99L100 94V90L101 91H103L105 88V90H106V92L105 93H107L108 94V96L109 97H113V93H115V95L117 96L118 95V93H116L117 91H119L118 90V88L120 87V86H122V85H120L118 88H117V78H118V76H117V74H119V73H117V72H115V71H113V72H115V73H117L116 75H115V73H114V75H115V77L117 76V78H116V83L113 81V83H111V85H108V87H110V89L108 90V87H107V84L106 85H102L101 84V87L103 86V88L101 89V87L99 86V88H100V90H96L95 88H93V87H91L90 89L88 88L87 90H89L88 92H89V96H90V98H89V100H88V98L87 99H85L86 101H83V103H77L76 104V102L77 101H81L80 99H79V96H80V94L82 95L81 97H84V95H85V92L82 94V91H85L84 90V87L87 85V83L90 81L91 82V80H92V78H88V77H90V76H88V77H86V78H88L89 79V81H88V79L87 80H85V82H83L84 84L86 83V81H88L87 83H86V85L85 86H83L82 87V85H84L83 83H81V85H79V89L82 87V91H81V93H80V90H79V92L77 91L78 90V85H77V79H75V77H74V79L72 78L73 77V75H75L76 76V74H73L75 71H76V68L78 67L79 68V65H80V70L77 68V70L80 72H75V73H79V74H77L78 76L81 74V70H82V66H83V64H84V61L82 62L83 64H75V65H78V66H76V68L74 67V72H72V70H73V66H75V65H73L72 63H70L71 65H73L72 67H70L69 69H70V73L71 74H73V75H70L71 76V78L72 79H70V77H69V75H68V80H67V77L65 78L64 76H65V74H66V76H67V63L64 65V66H61L60 65V62L62 63V60H63V58H62V60L60 61H58L57 63H59V64H56L53 68H52V70H51V76H50V78L47 80V82L44 84V85H41L40 84V74H38V73H35L34 74V76L28 81V82H26L25 81V78H24V76H25V74H31V72H33L34 73V71L37 69V68H34V67H36V66H38L41 62L39 61V59L42 61V57L40 56V58L38 59V56L41 54V53H43L42 51H40V49H39V52H40V54L38 53V56L37 57H33V55L32 56H28V58H27V60H26V62H24L25 63V65L27 66H23L22 67V65H23V63L21 64V63H18V64H21V66H15L16 64V62H13V59L14 58H16V57H12L11 58V60H9L10 62L8 63V64H6V62H8L7 60H8V58H6L8 55H12L11 53H14L16 56H18V57H22V56H20V51L19 50H17L16 48H15V46H13V40H16V37L14 38V39H12L11 37H12V35H11V31H12V33H14V34H16V32H15V30L13 31V29L11 28V24L12 25H14L15 24V26L14 27H16V24H20V25H26L27 23L29 24L30 22H31V27H26V29H24V28H22V29H24V30H29V37H28V39H26V40H30V39H32V37L34 38V36H36V35H38V33L36 34H33V26H32V23H34L33 25H35V31L37 32V29H36V27L39 29V31H46V29H44V28H46L47 26H46V24L47 23H49V22H51V13H55L56 11V13H55V15L57 14V13H59L60 12V10H59V12H58V10H56L57 9V7L59 6V3H61L60 2V0H15ZM68 1V0H67ZM71 1V0H70ZM105 1V0H104ZM107 1V0H106ZM110 1V0H109ZM116 1L117 0H114V2L111 0V2H113L112 4H113V6L115 5H117V4H119V2H123V4H124V0H120L117 4H115L116 3ZM129 1V0H128ZM127 0H126V3L128 2ZM131 1H133V2H130V4L132 5V8H131V5H130V7H129V5H128V9H126V6L125 5H123L125 8H123V10H130L129 8H131V10H130V13H128L127 14V17H129L128 15H130L131 14V21H128L127 22V20L125 19V15L123 16V13L125 12V11H121V9L119 8V10H114V11H120V12H122V13H120V19L122 20V22L123 21H125L126 23H122V22H119L120 23V25L121 24H123V26H124V24L125 25H127V23H131V22H133V28L132 27H130L131 29V31H132V29H134L132 32L135 34V35H133V34H131V36L133 37H135V39L134 40H130L129 41V39H128V43H127V48H128V50L126 49V51H124V54H125V52H127V53H130V54H128L127 55V53H126V55L127 56H129V55H133L132 53L133 52H135L136 51V53L139 55H133L134 57H130L129 56V58H125V56H124V54H123V57H124V59H126V63L128 62V61H131V63H132V58L134 59L135 58V60H138V59H136V57L138 56V58L140 59V56L142 57V60H144L143 58H147V57H149V58H147V59H150V56L151 57H155V56H157V54H158V57L161 59V58H163L162 56H163V54H164V50H163V42L161 41L162 40V38H160V31H158V27H156L155 26V24H154V22H153V20H152V18H150V15H152V14H154V12L152 13L151 12V9L153 8V7H151V9H150V12H151V14L149 13V10H148V8H147V3H149V0H148V2H146V0H131ZM163 1V0H162ZM174 1V0H173ZM176 1V0H175ZM188 1V0H187ZM186 0L184 1L185 3L187 2ZM84 2H85V0H84ZM150 2H151V0H150ZM152 2L154 3V1L152 0ZM166 2V1H165ZM177 2V1H176ZM180 2V1H179ZM182 3L181 4H184V5H186L184 2H183V0L181 1ZM189 2V1H188ZM62 3L64 4V2H63V0H62ZM62 3H61V5H62ZM69 3H71V2H69ZM87 3V2H86ZM108 3V2H107ZM120 3V4H121ZM167 3H172V1L171 2H167ZM166 3V4H167ZM174 3V2H173ZM178 3V2H177ZM177 3H174V4H177ZM191 8H192V13L190 14V15H192V18H190V15H189V17H188V19H187V16H188V14H189V12H190V10H191V8L189 7L188 9H190V10H186V8H184V7H186V6H184L183 7V5H182V7L181 8H183L184 10H186V16L184 17V16H182L183 15V13H182V15L180 14V12H173L174 13V15L177 13V15H178V13L180 14V16H179V18L177 17V19H179V21H181V22H178L179 23V25L181 24V26H183L184 27V24H188V23H190V22H192L191 20L193 19V18H197V21H198V16L200 15L199 13L200 12H202V14L203 13H205V11L203 10V9H205L206 10V14L207 13H209L210 14V12L211 13H214L215 12V14H217L215 17H216V21H213L214 23H212L211 22V19H210V22H208V23H212V24H209V25H206V22H205V24L203 23V25H205L204 26V29H205V32L204 33H206L207 31H210V32H212V33H208V35H212L213 33H214V31L218 28V31L220 32V30L219 29H221V30H223V34L220 36L221 38V40L219 41V40H215V38H214V40H215V42L216 43H214L213 41L211 42V41H209V40H213V38H212V36H211V38L210 39H208V41L206 40V42H210L212 45L211 46H213L214 44H216V45H218V43H220L219 44V46L217 47L218 48V50L217 49H215L216 48V45H214L215 47H214V49L212 50L211 48V46H210V44H209V47H211L210 48V50H212V54H214L215 52H216V50H217V52H219V51H222L223 52V55H224V57L226 56V54L225 53H231L230 52V48H232L233 50H232V52H233V56H232V54L230 55V56H232L233 57V59L235 60L236 59V61L235 62H237V58H241V57H234V56H236L237 55V53H238V55L239 56H241L242 55V57L243 56H247V58H249V57H254L253 59H251L250 58V60H251V63H252V61L254 60H256L255 62H254V67H255V64L256 63H258L259 62V66L261 65V63H262V66L264 65V0H191ZM9 4H11V3H9ZM112 4L110 5L111 7H112ZM119 4V5H120ZM129 4V3H128ZM150 4H152V3H149V5ZM161 4V3H160ZM166 4H165V6L164 7H166L167 8V6H166ZM15 5V4H14ZM60 5V6H61ZM148 5V6H149ZM163 5V4H162ZM171 5V4H170ZM188 5V4H187ZM10 6H12V5H10ZM63 6V5H62ZM122 6V7H123ZM150 6H152V5H150ZM154 6V5H153ZM158 6V5H157ZM156 6V7H157ZM172 7H173V5H171ZM178 6V5H177ZM181 6V5H180ZM180 6H178V8H180ZM119 7V6H118ZM117 7V8H118ZM161 7V6H160ZM188 7V6H187ZM61 7H59V9H60ZM105 8V7H104ZM107 8H108V13H110V12H113V10H110L109 9V7H108V5H107ZM106 8V9H107ZM113 8V7H112ZM163 8V7H162ZM175 8V7H174ZM177 8V7H176ZM175 8V10L174 11H177V9ZM157 9H158V7H157ZM68 10H69V8H68ZM178 10H180V9H178ZM203 10V11H202ZM7 11V12H6ZM55 11V12H54ZM67 11V10H66ZM92 11V10H91ZM90 11V12H91ZM96 11V10H95ZM107 11H105V14H106V12ZM110 11V12H109ZM152 11H153V9H152ZM155 11V10H154ZM157 11V10H156ZM163 11V10H162ZM169 11V10H168ZM173 11V10H172ZM171 11V12H172ZM181 11V10H180ZM187 11H189V12H187ZM68 12V11H67ZM76 12V11H75ZM75 12H73V13H75ZM89 12V13H90ZM93 12V11H92ZM97 12L99 13V11L97 10ZM117 12V13H118ZM160 12V11H159ZM159 12H158V15H159ZM181 12H183V11H181ZM6 13H9L8 14V16H7V14ZM61 13V12H60ZM72 13V14H73ZM107 13V14H108ZM114 13V15H115V18H116V16L119 14H115V12H113ZM155 13H157V12H155ZM170 13V12H169ZM185 13V12H184ZM188 13V14H187ZM71 14V15H72ZM86 14V13H85ZM171 14V13H170ZM170 14H167V15H170ZM201 14V15H202ZM60 15V14H59ZM75 15V14H74ZM83 15H84V13H83ZM103 15V14H102ZM160 15H162V14H160ZM174 15H173V18H176V17H174ZM200 15V16H201ZM211 15H213V14H211ZM66 16V15H65ZM76 16V15H75ZM89 16H90V14H89ZM89 16H88V18H89ZM91 16H92V13H91ZM90 16V17H91ZM93 16H97V13H96V15H95V13H94V15ZM100 15L98 14V17H99ZM104 16V15H103ZM102 16V17H103ZM113 15H111V17H112ZM156 16V15H155ZM154 16V17H155ZM199 16V17H200ZM203 16H205L206 17V15L204 14ZM56 16H54V19H56L55 18ZM67 17V16H66ZM65 17V18H66ZM126 17V18H127ZM153 17V16H152ZM159 17V16H158ZM184 18V19H187V20H189V19H191V20H189V21H187L186 23L185 22H183L184 20L183 19H181V18ZM203 17L204 19H206V20H208V17ZM75 18V17H74ZM87 15H86V17H84V22H86L87 20ZM100 18V17H99ZM113 18V17H112ZM162 18H164V16L162 15ZM172 18V17H171ZM195 18V19H196ZM202 18V17H201ZM64 19V18H63ZM72 19H73V17H72ZM72 19H71V21H72ZM77 18H75V20H76ZM90 19V18H89ZM88 19V20H89ZM92 19V18H91ZM118 19H119V17H118ZM119 19V20H120ZM159 19H161L160 17H159ZM166 19V18H165ZM176 19V20H177ZM181 19V20H180ZM204 19H202V20H204ZM6 20L9 22V29L7 28L6 30H4V27H5V25L7 26V24H5V22H6ZM57 20V19H56ZM60 20V19H59ZM62 20V19H61ZM60 20V21H61ZM68 20V19H67ZM86 20V21H85ZM97 20V19H96ZM69 21V20H68ZM83 21V20H82ZM91 21H93V20H91ZM115 21H118V20H115ZM155 21V20H154ZM163 21V20H162ZM178 21V20H177ZM197 21H195L194 20V22L196 23ZM205 21V20H204ZM52 22H53V20H52ZM56 22V21H55ZM75 22V21H74ZM79 22V21H78ZM83 22V23H84ZM88 23H91L90 22V20L89 21H87ZM86 22V23H87ZM110 22V21H109ZM112 22V21H111ZM159 22V21H158ZM167 22V21H166ZM170 22V21H169ZM54 23V22H53ZM87 23V24H88ZM100 23V22H99ZM98 23V24H99ZM107 23V22H106ZM113 24H114V22H112ZM117 23V22H116ZM172 23H173V20H172ZM175 23H177L176 21H175ZM182 23H183V25H182ZM193 23V22H192ZM199 23H201V21L200 22H198V23H196V24H194V26L196 25L197 26V28L198 27H202L203 25H198ZM69 24H71V28H72V22L70 23V21H69ZM68 24V25H69ZM110 24V23H109ZM108 24V25H109ZM191 24V23H190ZM48 25V24H47ZM53 25V24H52ZM55 25V24H54ZM53 25V26H54ZM62 25H64L63 23H62ZM66 26H68L67 24H65ZM75 25V27L77 28V26L76 25H79V24H77V21H76V24H74ZM93 25H95V22H94V24ZM111 25V24H110ZM158 25V24H157ZM176 25H178V24H176ZM17 26H19V25H17ZM26 26H28V25H26ZM45 26V27H44ZM98 26V25H97ZM127 26H130L129 24L127 25ZM175 26V25H174ZM187 25H185V27H186ZM192 26V25H191ZM191 26H188V28H190ZM33 27V28H32ZM57 27V26H56ZM70 27V26H69ZM74 27V28H75ZM90 27V26H89ZM93 28L95 27L96 28V26H92ZM91 27V28H92ZM102 27H104V28H107V27H105V25H103ZM121 26H119V28H120ZM163 27H165V26H163ZM177 27H179V26H177ZM183 27H181L182 29H184ZM193 27V26H192ZM191 27V28H192ZM29 28V29H28ZM32 28V30H30ZM53 28V27H52ZM64 28V27H63ZM70 28V29H71ZM112 28V27H111ZM110 28V29H111ZM124 28V27H123ZM122 28V29H123ZM159 28H161V26L159 27ZM171 28H173V26L171 27ZM180 27H179V32L181 33H183V35H184V31L186 30L187 31V28H185L184 29V31L181 29ZM190 28V29H191ZM197 28L195 27V30H197ZM12 29V30H11ZM60 29H61V27H60ZM78 29V28H77ZM76 29V31H78V30H80L81 29V27L77 30ZM109 29V28H108ZM126 29H128V27L127 28H124V30L122 31V33H123V35L128 31V30H126ZM174 29H175V27H174ZM174 29L173 30H171V31H174ZM189 29V30H190ZM193 29H194V27H193ZM193 29H191V30H193ZM204 29H202V31L204 30ZM7 30L8 31H10V32H7ZM19 30H20V27H19ZM55 30H56V28H55ZM55 30H54V32H55ZM69 30V29H68ZM118 30V29H117ZM161 30H162V28H161ZM169 30V29H168ZM181 30V31H180ZM31 31V32H30ZM34 31V32H35ZM38 31V32H39ZM61 31V30H60ZM71 31H73V30H70V32ZM106 31V30H105ZM112 31H116V28L114 29L113 28V30ZM121 31V30H120ZM130 31V32H131ZM163 31V30H162ZM170 31V30H169ZM4 32H7V34L6 33H4ZM57 32V31H56ZM59 32V31H58ZM62 32H63V30H62ZM69 31H68V33H70ZM118 32H119V30H118ZM131 32V33H132ZM164 32H166V31H164ZM168 32V31H167ZM175 32V34H176V32H177V29H176V31H174ZM190 32V31H189ZM193 32H196V31H194L193 30ZM198 32V31H197ZM27 33V32H26ZM31 33L34 35H32V37L30 36L31 35ZM40 33V32H39ZM72 33V32H71ZM94 33V32H93ZM92 33V34H93ZM101 33V32H100ZM100 33H99V35H100ZM116 33V32H115ZM122 33H117L118 35H122ZM129 33V32H128ZM188 33V32H187ZM186 33V34H187ZM7 36H6V35ZM9 34V35H8ZM46 34V33H45ZM44 34V35H45ZM105 34H106V32H105ZM114 34V33H113ZM167 34V33H166ZM191 34V33H190ZM198 34H200V36L202 35L201 34V32H199ZM197 34V35H198ZM216 34H217V31H216ZM6 37H5V36ZM58 35V34H57ZM98 35V34H97ZM116 35V34H115ZM126 35V34H125ZM163 35V34H162ZM170 35H172V34H170ZM182 35V38L184 37ZM193 34H191V37H195V36H192ZM204 35H206V34H204ZM207 35V36H208ZM19 36V35H18ZM40 36H43V35H40ZM89 36V35H88ZM87 36V37H88ZM106 36V35H105ZM112 36V34L110 35V37ZM127 36H128V34H127ZM129 36H130V33H129ZM129 36H128V38H129ZM173 36V35H172ZM199 36V35H198ZM24 37H26V36H24ZM31 37V38H30ZM39 37V36H38ZM38 37H37V40H38ZM90 37V36H89ZM93 37V36H92ZM92 37H90V39L92 38ZM119 37V36H118ZM124 37V36H123ZM133 37V38H134ZM169 37V36H168ZM188 38H189V34H188V36H187ZM187 37H186V35H185V38H183V39H180V38H178L177 40H182V41H184V39H186L184 42H187L188 43V40H187ZM6 38H8L7 40H6ZM19 38V37H18ZM17 38V39H18ZM21 38V37H20ZM30 38V39H29ZM52 38V37H51ZM69 38V37H68ZM96 38V37H95ZM102 38V37H101ZM127 38V37H126ZM133 38H131L130 37V39H133ZM174 38V37H173ZM201 38H203V37H201ZM204 38L206 39V37L204 36ZM217 38H218V36H217ZM22 39V38H21ZM25 39V38H24ZM89 39V38H88ZM106 39V38H105ZM165 39V38H164ZM169 39H170V37H169ZM192 39V41H190V42H193V38H191ZM191 39H189V40H191ZM33 40V39H32ZM32 40H30V42H26V44H24L25 46H27L25 49V51H26V54L29 52V50H28V52H27V49H29L28 47H29V45L31 44V42H33ZM86 40V39H85ZM84 40V41H85ZM93 40V39H92ZM167 40V39H166ZM172 40V39H171ZM195 40H197V39H195ZM131 41H134V44L133 43H131L132 44V46H131V44L129 43V42H131ZM174 41V40H173ZM176 41V40H175ZM202 41H203V39H202ZM5 42H8L7 44H8V46H9V49L10 50H6V46H5ZM20 42H22V43H24V41H21L20 40ZM35 42V41H34ZM33 42V43H34ZM54 42V41H53ZM79 42H81L80 40H79ZM76 43V45L78 44H80L81 45V43ZM83 42V41H82ZM88 42V41H87ZM99 42V41H98ZM166 42V41H165ZM170 42V41H169ZM218 42V43H217ZM18 43V42H17ZM21 43V44H22ZM31 44L30 46L32 47L33 45H35V44ZM69 43V42H68ZM106 43V42H105ZM119 43H120V40H119ZM119 43L117 44V45H119ZM174 43H176V45H177V47L179 48V45L177 44V41L176 42H174ZM195 43H197V41L196 42H194L193 44H195ZM199 43V42H198ZM221 43H222V45H221ZM29 44V45H28ZM89 44V43H88ZM103 44V43H102ZM171 44H172V42H171ZM192 43L191 44H188V45H193ZM203 45V42H201L200 41V45ZM229 44H230V46H229ZM232 44V45H231ZM37 45V44H36ZM40 45V44H39ZM58 46H59V44H57ZM71 45H74V44H71ZM76 45L74 46V48L76 47ZM126 45V44H125ZM128 45H130V47H128ZM181 45V44H180ZM199 45V46H200ZM201 45V46H202ZM7 46V47H8ZM20 46H23V45H20ZM52 46H54L55 47V45H52ZM92 46H94V44L92 45ZM91 46V47H92ZM175 46V45H174ZM196 46V45H195ZM204 46V45H203ZM203 46H202V48H203ZM232 46V47H231ZM43 47V46H42ZM73 47V46H72ZM91 47H90V49H91ZM104 47V46H103ZM114 47V46H113ZM190 47V46H189ZM188 47V48H189ZM198 47V46H197ZM20 48V47H19ZM33 48H36V47H32V49ZM58 48V47H57ZM56 48V49H57ZM71 48V47H70ZM93 48V47H92ZM115 48V47H114ZM131 48H133L135 51H133V50H131ZM172 48H173V46H172ZM181 48H184V50H181ZM181 48H179V50H181L180 52H179V50H178V54H180L181 52L182 53H185V50H187V49H185V47H181ZM23 49V48H22ZM41 49H44V47L43 48H41ZM47 50H48V57L50 56L51 57V59L53 58V55H52V52L54 51L53 50V48H51V45H48L47 46V48H46ZM73 49V48H72ZM84 49H86L85 47H84ZM111 49H112V47L110 48V53H111ZM166 49V48H165ZM31 50V49H30ZM87 50H88V48H87ZM131 50V51H130ZM168 50V49H167ZM170 50V49H169ZM195 51V49H191L190 48V51ZM202 50V49H201ZM203 50H204V48H203ZM203 50H202V52L201 53H203ZM22 51V50H21ZM33 51V50H32ZM68 51V50H67ZM69 51H72V50H69ZM89 51H91V50H89ZM89 51L87 52L86 51V53H89ZM94 51V50H93ZM108 51V52H109ZM171 51H173V50H171ZM170 51V52H171ZM176 51V50H175ZM190 51L188 52L189 54H190ZM197 51H198V48H197ZM205 51V50H204ZM35 52V51H34ZM37 52H38V50H37ZM37 52L35 53V55L34 56H36L37 55ZM58 52V51H57ZM57 52H55V53H57ZM99 52H101V51H99ZM106 52V51H105ZM104 52V53H105ZM107 52V53H108ZM187 52V51H186ZM222 52H220V53H222ZM236 53V55H235V53ZM23 53V52H22ZM32 53V52H31ZM78 53V52H77ZM84 53H85V50H84ZM109 53V54H110ZM172 53V52H171ZM170 53V54H171ZM176 53V54H177ZM181 53V54H182ZM192 53V52H191ZM198 53V52H197ZM205 53V52H204ZM203 53V54H204ZM229 53H228V55H229ZM54 54V53H53ZM75 54V53H74ZM94 54H95V52H94ZM97 54V53H96ZM95 54V55H96ZM100 54V53H99ZM186 54V53H185ZM184 54V55H185ZM192 54H195V52H193ZM192 54H190V56L192 55ZM200 54V52L197 54V56ZM23 55V54H22ZM55 55V54H54ZM84 55V54H83ZM87 55H90L91 57H92V55H91V53L90 54H87ZM94 55V56H95ZM102 55H103V53H102ZM101 55V56H102ZM105 55V54H104ZM165 55V54H164ZM169 55V54H168ZM174 55H175V53H174ZM183 55V54H182ZM187 55V54H186ZM200 55H202V54H200ZM208 55V54H207ZM206 55V57L205 58H207V59H212V57L214 56H210V55H208L207 56ZM237 55V56H238ZM14 56V55H13ZM66 56V55H65ZM68 56H69V54H68ZM77 56V55H76ZM107 56V55H106ZM136 56V57H135ZM166 56V55H165ZM192 56H194V55H192ZM203 56V55H202ZM205 56V55H204ZM210 56V57H209ZM256 56V57H255ZM16 58L17 60L19 59V58ZM23 57H25L24 55H23ZM44 57V56H43ZM74 57V56H73ZM103 57V56H102ZM170 57V56H169ZM176 57V56H175ZM188 58H190L189 56H187ZM198 57H200V56H198ZM197 57V58H198ZM215 57H216V59H215ZM219 57V56H218ZM257 57H259L258 59H257ZM106 58H108V56L106 57ZM172 58V57H171ZM181 58H186V57H184V56H181ZM187 58V59H188ZM195 58V57H194ZM202 59L203 60V62L205 61V60H207V59ZM247 58L246 57H243V59H244V63H247V62H249L250 63V61L249 60H247ZM10 59V58H9ZM14 60V61H17V60ZM36 59L38 60V61H36ZM50 59V58H49ZM73 60H74V58H72ZM71 59V60H72ZM79 59V58H78ZM124 59H122L123 61H124ZM128 59V60H127ZM131 59V60H130ZM170 59V58H169ZM173 59V58H172ZM175 59V58H174ZM184 59H181V60H184ZM187 59H185L186 60V62H187ZM190 59H192V57L190 58ZM196 59V58H195ZM225 59V58H224ZM224 59H221V61L223 60V64L225 63V64H227V62H225L224 61ZM242 59V60H243ZM34 60L37 62L36 64H35V62H34ZM69 60V59H68ZM103 60V59H102ZM106 60V59H105ZM164 60V59H163ZM178 61L180 60L179 58L177 59ZM194 60V59H193ZM193 60H191V61H193ZM201 60V59H200ZM219 61L220 59L218 58L217 59V56H214V60H213V62L214 61ZM261 61V63H260V61ZM50 61V60H49ZM77 61V60H76ZM139 61V60H138ZM138 61H134L133 60V62H138ZM145 61V60H144ZM147 61V60H146ZM145 61V62H146ZM170 61V60H169ZM173 61V60H172ZM191 61H189L190 63H192ZM197 61V60H196ZM196 61H194L195 63H196ZM198 61H199V59H198ZM212 61V60H211ZM239 62H240V60H238ZM258 61V62H257ZM40 62V63H39ZM78 62V61H77ZM80 62V63H81ZM90 62H92V61H90ZM89 62V63H90ZM111 62V61H110ZM145 62H143L144 64H145ZM152 62H154V61H152ZM151 62V63H152ZM161 62V61H160ZM168 62V61H167ZM176 62V61H175ZM184 62V61H183ZM201 62V61H200ZM203 62H201V63H203ZM213 62H211L212 64H213ZM75 63V62H74ZM109 63V62H108ZM130 63V64H131ZM140 63H142V62H140ZM149 64H150V62H148ZM162 63H163V61H162ZM173 63V62H172ZM185 63V62H184ZM184 63L182 64V65H184ZM190 63L188 64V66L190 65ZM207 63V62H206ZM17 64V65H18ZM139 64V63H138ZM144 64H142V65H144ZM153 64H156V63H153ZM159 64V63H158ZM164 65H166L165 63H163ZM162 64V65H163ZM175 63H173V65H174ZM179 64V63H178ZM178 64H176V65H178ZM192 64H194V63H192ZM209 64V63H208ZM208 64H206V65H208ZM214 64H217V63H214ZM218 64H219V62H218ZM218 64H217V66H218ZM222 64V63H221ZM229 64V63H228ZM86 65V64H85ZM84 65V66H85ZM91 64H88L87 66H90ZM124 65V66H123ZM123 65H121V66H123L124 68H125V63L123 64ZM132 65H135L136 66V64L134 63H132ZM132 65H129V67H127V69L128 68H130V69H132ZM140 65V64H139ZM146 66H148L147 64H145ZM151 66H152V64H150ZM197 65V64H196ZM198 65L200 66V63H198ZM235 65H238L237 63H235L234 64V66ZM244 65H246V64H244ZM242 66V64L240 65V67H244V68H241L240 69V67H237V69H238V71L236 70V68H234L233 70H232V67H230V69L232 70L231 72H229L231 75H234V76H229V74H227V76H229L228 78H225L224 79V81H223V79H222V73H223V70H221V69H218L219 68V66H218V68H217V66H216V68L217 69H215V65L213 66V65H211V70L212 71H216L215 73H217V75L216 76H214V74H213V72L212 71H210V74L212 73V75L214 76H212V78H215V79H213V81H210V77H211V75H210V77H206L207 79V81H202L200 78H201V76H200V78L197 76V78H199V81H200V83H203V85H202V87H207L208 88V86L210 87L211 85V87L210 88H205L206 90H207V92L206 93H204L203 94V89L201 88V89H198V90H196V88L194 89V87H197V86H191V87H193L192 89H194V94L193 95H195V93L197 94L198 92H201V90H203L202 91V94H199V95H195V99H196V102L198 103V101H199V105L201 104V103H203V105L205 106V107H203V105H198V107H200V110L199 111H204V110H206V112L208 113V110H209V108L207 107L208 105H210V104H208V103H210V99L213 97V96H211L210 95V93H209V91H210V89L212 88V89H214V85H215V87L217 88V87H219L220 86V84L223 86V88H220V87H222V86H220L219 88L220 89H218V90H230L231 92H232V90H235L234 88H235V86H233L234 84H233V82L232 81H235L236 80V77H235V75H240V74H244V75H248V70L250 71L251 69L249 68L250 66L248 65V68H246L247 67V65L246 66ZM250 65H252L253 66V63L252 64H250ZM70 66V65H69ZM94 66V65H93ZM110 66H112V65H110ZM155 66V65H154ZM160 66V65H159ZM158 66V67H159ZM172 66V65H171ZM179 66V65H178ZM177 66V67H178ZM181 66V65H180ZM178 67V68H181V67H183V66H181V67ZM185 66V65H184ZM193 66V65H192ZM192 66H190V67H192ZM224 66H227V65H223V67ZM262 66H261V68H262ZM91 67V66H90ZM134 67V66H133ZM137 67V66H136ZM139 67V66H138ZM144 67V66H143ZM166 67V66H165ZM169 67H170V65H169ZM185 67H187V65L185 66ZM195 67V66H194ZM203 66H201V68H202ZM210 67V66H209ZM236 67V66H235ZM253 67V68H254ZM28 68V69H27ZM30 68V69H29ZM89 68V67H88ZM87 68V69H88ZM124 68H122L121 67V69H123L124 70ZM157 68V67H156ZM172 67H170V69H171ZM193 68V67H192ZM200 68V67H199ZM213 68L215 69V70H213ZM263 68H264V66H263ZM72 69V70H71ZM84 69V68H83ZM86 69V68H85ZM86 69V70H87ZM92 68H89L88 70H91ZM108 69V68H107ZM120 69V70H121ZM129 69V70H130ZM139 69L140 68H136V69H134V73L132 72V70H130V72H132V74L131 75H129L130 73H128L129 71L128 70H126V71H128V72H124L125 74H128L129 76H126V77H130V78H127V79H132V78H134V74L136 75V77H137V80H134L135 81V83H134V81H133V79H132V82H133V84H131V83H129L130 85H131V87L129 86V88L130 89H128V86L125 84V86L124 87H127V89L128 90H133V92H134V90H135V92L136 93H138V95L137 96H139V99H140V101L138 100V98H135V97H137V96H134L135 94L133 93V95H131V98L132 99H137L138 100V102L140 103V104H142L144 101V96H145V93H146V91L148 92V89H149V84H148V82H146V78H143V77H141V78H139V76H137L138 75V73L140 74H144V73H142V72H136V71H139ZM145 69H146V67H145ZM162 69V68H161ZM159 69L160 70V72L161 71H166L165 70V68H164V70L162 69ZM166 69H167V67H166ZM182 69V68H181ZM186 70L188 69V68H185ZM190 69V68H189ZM194 69H196V68H194ZM203 69V68H202ZM205 69V68H204ZM210 69V68H209ZM227 69H228V66H227ZM226 69V70H227ZM242 69H244L242 72H240ZM248 69V70H247ZM256 69H257V67H256ZM260 69V68H259ZM259 69H257L256 71H258ZM29 72H28V71ZM46 70V69H45ZM136 70V71H135ZM143 70H144V68H143ZM169 70V69H168ZM175 70V69H174ZM177 70V69H176ZM182 70H184V69H182ZM192 71H193V69H191ZM206 70H207V68H206ZM217 70L219 71V70H221V71H219V74H220V72H221V74L219 75V77L217 78V76H218V72H217ZM255 70V69H254ZM31 71V72H30ZM122 71V70H121ZM140 71H142L141 69H140ZM145 71V70H144ZM143 71V72H144ZM149 71V70H148ZM172 71H173V69H172ZM188 71V73H189V70H187ZM194 71H197V70H194ZM202 70L200 69L199 70V73L201 72ZM204 71V70H203ZM230 71V70H229ZM252 71V74L254 73V71H253V69L251 70ZM26 72V73H25ZM42 72V71H41ZM89 72V71H88ZM107 72H108V70H107ZM136 72V73H135ZM146 72V71H145ZM167 72V71H166ZM169 72V71H168ZM167 72V73H168ZM177 72V71H176ZM185 72V71H184ZM183 71H182V73H184ZM198 72V71H197ZM232 72H236V73H232ZM240 73V74H238V73ZM244 72V73H243ZM247 72V73H246ZM87 73V72H86ZM86 73H84L85 75H87ZM120 73H122V72H120ZM166 73V74H167ZM170 73V72H169ZM168 73V74H169ZM186 73V72H185ZM187 73V74H188ZM203 73V72H202ZM201 73V74H202ZM209 73V72H208ZM46 74V73H45ZM92 74V73H91ZM123 74V73H122ZM141 74H140V76H141ZM147 74V73H146ZM151 74H152V72H151ZM159 74H162V76H163V72L162 73H159ZM167 74V75H168ZM24 75V76H23ZM83 75V74H82ZM88 75H90L89 73H88ZM171 75V74H170ZM183 75H185L186 76V74H183ZM188 75H190V74H188ZM206 75H207V72H206ZM259 75V76H258ZM258 75H255L254 77H255V79L257 78V80H256V82L255 81H253V82H251V79L252 78H250V76H248V78L246 77L244 80L243 79H241L240 80V76L239 77H237V79H238V81H240V83H242L243 81H244V85H245V87H247L248 88V90H249V92H250V89H252L251 90V93H253L254 92V90H256L257 91V93H255L254 92V94H256V96H254V94L252 95V94H250V95H252V96H250L253 100H255V101H258V102H260L261 104H263L262 105V107L264 106V69H260L259 71H258ZM22 76H23V78H24V82H26V83H24V84H27L28 83V87H27V90H26V92L24 93V94H22V93H19V87H16L15 85H13V83L15 84V82L17 83V85L18 84H21L22 82H23V80H22ZM77 76V77H78ZM144 76V75H143ZM146 76V75H145ZM148 76V75H147ZM152 76H153V74H152ZM156 76V75H155ZM157 76H158V74H157ZM156 76V77H157ZM193 76H195V73H194V75L192 74V76H189L190 78L191 77H193ZM207 76H209V75H207ZM41 77H42V75H41ZM76 77V78H77ZM84 77V75L82 76V78ZM125 77V78H126ZM169 77V76H168ZM171 77V76H170ZM179 77V76H178ZM188 77V79H190ZM203 77V76H202ZM221 77V78H220ZM233 77V78H232ZM99 78V77H98ZM121 78V77H120ZM151 78V77H150ZM157 78H159V80H162V78L160 79V76L159 77H157ZM176 78V77H175ZM186 78V77H185ZM196 78V77H195ZM222 79V80H220V79ZM234 79V80H228V79ZM243 78V77H242ZM250 78V80L248 81V79ZM70 79V80H69ZM135 79V78H134ZM154 79V78H153ZM156 79V78H155ZM182 79H183V77H182ZM182 79H180L181 81H182ZM187 79V78H186ZM185 79V80H186ZM205 79V78H204ZM217 79L218 80H220L221 81V83H220V81H218V83H217ZM226 79H227V81H229V82H232V84L231 83H229V84H226ZM80 80V79H79ZM178 80V79H177ZM184 80V81H185ZM214 80H216V81H214ZM243 80V81H242ZM254 80V79H253ZM61 81H64V86H62V87H59L58 85H59V83L61 82ZM68 81V82H67ZM82 81H83V79H82ZM130 81V80H129ZM153 81V80H152ZM176 81V80H175ZM174 81V82H175ZM184 81H183V83H184ZM189 81V80H188ZM188 81H187V83H188ZM192 81L193 82H195V81H197V80H193L192 79ZM237 81V80H236ZM242 81V82H241ZM29 82H30V86H29ZM79 82H81V81H79ZM108 82V81H107ZM112 82V81H111ZM149 82H150V80H149ZM154 82H157V79L154 81ZM160 82H162V81H160ZM178 82V83H177ZM212 82V83H211ZM92 83L94 84L95 83V77L93 78V81H92ZM114 83H115V85H114ZM127 83V82H126ZM176 83L177 84H181V83H179V81H176ZM207 83V85H204V84H206ZM211 83V84H210ZM215 83V84H214ZM216 83H217V85H216ZM220 83V84H219ZM223 83L226 85V87H224V85H223ZM47 84V86L46 87H43V86H45ZM76 84V85H75ZM104 84V83H103ZM108 84H110V82L108 83ZM156 84V83H155ZM154 84V85H155ZM158 84V83H157ZM163 84V83H162ZM186 84V83H185ZM190 85H191V83H189ZM197 83H194V85H196ZM209 84V85H208ZM214 84V85H213ZM238 84H239V82H238ZM159 85V84H158ZM171 85V84H170ZM174 85H176L175 83H174ZM181 85H184V84H181ZM181 85H179L180 87H181ZM230 87H234L232 90H231V88L229 89V88H227L228 86ZM236 85H237V83H236ZM23 86H25V85H22V87ZM81 86V87H80ZM96 86H98V85H96ZM114 86H116V88H117V90H116V92L115 91H113V87ZM186 86H188L187 84H186ZM238 86V85H237ZM241 86V85H240ZM20 87H21V85H20ZM26 87V86H25ZM40 87H43L42 89L40 88ZM67 87H68V92L70 93V97H68L69 95H68V93H67ZM77 87V90H76V92L74 93L73 91H75V88ZM159 87H161V84L159 85ZM170 87H172L173 89H174V86H173V84H172V86H170ZM179 87V88H180ZM189 87V86H188ZM201 87V85L199 86V88ZM242 87V86H241ZM244 87V88H245ZM112 88V89H111ZM115 88V87H114ZM123 88V87H122ZM150 88H152L151 86H150ZM178 87L176 86V89H177ZM182 88V87H181ZM183 88H185V90H186V88L187 87H183ZM226 88V89H225ZM237 88H240V87H237ZM159 89V88H158ZM160 89H163L162 87L160 88ZM211 89V90H212ZM242 89V88H241ZM91 90V91H90ZM96 92H95V91ZM104 90V91H105ZM108 90V91H107ZM126 90V89H125ZM157 90V89H156ZM165 90V89H164ZM168 90H171V89H169L168 88ZM175 90V89H174ZM184 90V89H183ZM189 90H190V88H189ZM220 91V93L222 92V95H223V107H224V109L226 110H224L223 108H222V113H224V115H226V117L228 116V118H231V119H229V120H231V123H230V121H226L225 119H223V120H225V121H223V122H226L227 124H226V128L228 127V130L227 131H230V133H233L234 134V137H235V133H236V131L234 132L233 131V129L232 128H234V127H236L235 129H237V125H238V129H239V126H242V127H240V129L239 130H237V135H236V137L237 138H239V139H241V136H242V139H241V141H242V143L240 142V140H237V138L236 139H234L235 141L237 140V142H239V143H241V147H242V149H241V151L239 150V152H238V156H239V154H240V157H242V155H244V152H247L246 151V143H247V145L250 143L249 141L248 142H244L245 141V139H244V136L245 137H247L246 135H255V133L258 131V130H256L257 128H259V126H258V124H255V122L253 123L252 122V124L254 125L255 124V127H257L256 129H255V127H253V125L251 124V121H255V118H256V116L252 119L251 117H249V119L247 118V116H245V117H243V115H242V117H240L241 115L240 114H242L244 111H241L242 113H240V114H238L237 112L239 111V109L241 108V109H243L242 108V104H237V103H239V102H235V101H233V97L231 96L230 98H231V100H229V99H225V101H224V97L228 94L229 95V93H230V91H228L229 93H227L226 91L225 92H223V91ZM159 91V90H158ZM157 91V92H158ZM175 91H177V90H175ZM245 91V90H244ZM32 92H37L38 94H37V96L35 97V98H37V97H39V96H43L44 98H47V99H50L49 101H43V102H41V101H36V102H31L30 103V98L32 97V96H30V94L32 93ZM94 92V93H93ZM111 92V93H110ZM113 92V93H112ZM164 92H166V91H164ZM169 92V91H168ZM171 92H172V90H171ZM171 92H170V94H171ZM180 92V91H179ZM182 92V91H181ZM240 92V91H239ZM241 92H243V91H241ZM79 94L78 95V99H76V96L74 95V94ZM96 93H98V96H97V94ZM128 93L129 94H131L132 92H129L128 91ZM155 93V92H154ZM161 93V92H160ZM178 93V92H177ZM183 93V92H182ZM187 93V92H186ZM223 93H227L226 95H224ZM233 93H237V92H232V94ZM247 93V92H246ZM72 94V95H71ZM93 94H95V96L93 95ZM111 94V95H110ZM156 94V93H155ZM162 94V93H161ZM168 94V93H167ZM172 94H173V92H172ZM185 94V93H184ZM183 94V95H184ZM187 94H190V93H187ZM206 94V95H205ZM212 94H214V92L212 91ZM238 95H239V101L240 100H242L243 98H245V97H247V95H245V97H242V99H240V93H237ZM237 94L235 95L236 97H237ZM242 94H245V92H243ZM248 94V93H247ZM34 95V94H33ZM68 95V96H67ZM115 95H114V97H115ZM208 95H210V96H208ZM231 95V94H230ZM229 95V96H230ZM73 96H75V97H73ZM88 96V97H89ZM100 96V97H99ZM124 96V95H123ZM134 98H133V97ZM172 96H174V95H172ZM181 96V95H180ZM190 96V95H189ZM205 96L207 97V98H205ZM233 96H234V94H233ZM70 98V99H68V98ZM74 98V99H72V98ZM95 97H97V100L95 99ZM119 97H121L122 98V96L120 95ZM154 96H152L150 99H152ZM157 97V96H156ZM156 97H155V99H156ZM160 97H162V96H160ZM165 97V96H164ZM176 97V96H175ZM178 97V96H177ZM186 97H188V96H186ZM193 97H190L191 99H190V102H192V103H188L189 104V106H187V104H186V106L187 107H191V104H192V106H194V104H193V102H195V99L193 98ZM202 97V98H201ZM211 97V98H210ZM249 97V98H250ZM117 98V97H116ZM116 98H114V99H116ZM130 97H128V99L127 98H125V100L124 101H122V99H119V98H117V99H119L118 101H115V102H118V103H120V104H118V105H123V106H126L127 105V103H125V101L127 102V100H131L132 101V99H129ZM163 98V97H162ZM168 98V97H167ZM181 98H183L182 96H181ZM180 98V99H181ZM209 98V99H208ZM226 98H227V96H226ZM235 98V97H234ZM238 98V97H237ZM236 98V99H237ZM250 98V99H251ZM75 99H76V101H75ZM90 99H94L93 101H90ZM116 99V100H117ZM127 99V100H126ZM135 99L133 100V101H135ZM141 99H143V100H141ZM159 99H161V98H159ZM168 99H170V98H168ZM173 99V98H172ZM194 101H193V100ZM201 99V100H200ZM207 99H208V102H207ZM235 99V100H236ZM67 100H69V105H68V108H67V106H64V104H62L63 102H66V104H67ZM72 102H71V101ZM74 100V101H73ZM102 100V99H101ZM109 100V99H108ZM121 100V101H120ZM174 100H176V99H174ZM185 100V99H184ZM189 99H187V101H188ZM212 100L213 99H211V104L213 103L212 102ZM244 100V99H243ZM63 101V102H62ZM111 101H112V99H110V101H108V102H110L111 103ZM132 101V102H133ZM143 101V102H142ZM146 101V100H145ZM157 101H158V99H157ZM165 101V100H164ZM226 101H232V103L233 102H235L236 104H233V105H231L232 103L230 102H227V104L229 103L232 107L233 106H235V107H233V108H235V109H237L238 108V110H236V112H233L235 109H233L232 107H230L229 108V106L226 104V105H224L225 104V102ZM246 101V99L244 100V102ZM62 102V103H61ZM121 102H123L122 104H121ZM166 102H167V100H166ZM180 102V101H179ZM204 102L206 103L207 102V104H204ZM241 102V101H240ZM124 103L126 104V105H124ZM144 103H146L147 104V102H144ZM143 103V106H142V108H145L146 107V105ZM168 103V102H167ZM174 103V102H173ZM182 102H180V105L179 104H176V105H173L172 107H174L175 108V111H173L178 117L180 116V118L179 119H182V117H181V115L179 114V112L178 111H181V109L182 108H184V111H186L185 109L187 108L186 106H185V104H184V106H182L183 104H181ZM184 103H185V101H184ZM88 104V105H89ZM114 103H111L109 106H110V108H114ZM134 104H135V106L134 107H136V104H137V102L135 103L134 102ZM151 104V103H150ZM149 104V105H150ZM156 104H157V102H156ZM160 104H162L161 102H160ZM164 104V103H163ZM166 104V103H165ZM169 105H170V103H168ZM244 104V103H243ZM245 104H248V102L247 103H245ZM95 104H94V106H96ZM98 105V106H99ZM128 105H129V103H128ZM145 105V106H144ZM172 105V104H171ZM237 105H241V106H237ZM148 106V105H147ZM159 106V105H158ZM162 106V105H161ZM166 106V105H165ZM168 106V105H167ZM178 106V108L180 107V106H182V108L180 109V110H178V108H176V107ZM213 106V105H212ZM226 106V107H225ZM228 106V107H227ZM249 106V108L251 107V109L253 108H255V106L253 107V105H248ZM248 106H246V108H248ZM88 107V108H87ZM128 107V106H127ZM126 107V108H127ZM157 107V106H156ZM169 107H171V106H169ZM209 107H211V106H209ZM237 107V108H236ZM100 108V107H99ZM121 108V107H120ZM131 108V107H130ZM129 108V109H130ZM141 108V109H142ZM207 108V109H206ZM212 108H214V107H212ZM211 108V109H212ZM217 108V107H216ZM227 108H229L228 110H227ZM101 109V108H100ZM111 109V112H113V114L114 113H116L117 114V112H119V109H118V111H116L117 110V108L115 107L114 108V110L116 111H114V110H112ZM146 109H148L147 107L145 108V110ZM149 109H151V107L149 108ZM158 109V108H157ZM159 109H162V107H160ZM163 109H165V108H163ZM166 109H167V107H166ZM170 109V108H169ZM172 109V108H171ZM191 110H193V108H190ZM231 109V110H230ZM251 109H249L248 110V112L251 110ZM121 110V109H120ZM131 110V109H130ZM143 110V109H142ZM143 110L142 111V113H145V112H147L148 110ZM153 112L155 111V110H153V109H151ZM176 110H178V111H176ZM189 110V109H188ZM187 110V111H188ZM224 110V111H223ZM229 110H230V112H229ZM256 110V109H255ZM46 111H47V113H46ZM136 111V110H135ZM164 110H162V112H163ZM167 111V110H166ZM170 111H172V110H170ZM210 111V110H209ZM262 111H263V113H264V108H262ZM156 112V111H155ZM161 112V113H162ZM172 112V113H173ZM178 112V113H177ZM183 112V111H182ZM190 112L191 111H189V113H187V114H190ZM194 112V111H193ZM191 113V114H193V117H194V113ZM206 112H205V114H206ZM211 112H212V110H211ZM227 112L228 113H230V114H227ZM254 112V111H253ZM253 112H252V114H253ZM257 110L255 111V115H257ZM109 113H110V111H109ZM121 113H125V111H124V109H123V111L121 112ZM134 113H136V112H134ZM150 113V112H149ZM148 113V114H149ZM157 113V112H156ZM165 113V112H164ZM210 113V112H209ZM234 113H236V114H234ZM245 113V112H244ZM258 113H260V112H258ZM262 113V112H261ZM260 113V115L261 116H264V115H262ZM67 114H71V115H73V118H68L67 119ZM115 114V115H116ZM128 114V113H127ZM127 114H125V115H127ZM137 115L139 114V113H136ZM135 114V116H137ZM154 114V113H153ZM160 113H157V115H159ZM163 114V113H162ZM167 114V113H166ZM169 114V113H168ZM167 114V115H168ZM174 114V115H175ZM182 114V113H181ZM201 115L203 114V113H200ZM232 114H233V116H232ZM161 115V114H160ZM165 115V114H164ZM196 115V114H195ZM211 114H207L205 117H207V118H205L204 117V120H205V123L207 124V123H210L209 121H211V123H213L214 124V121L215 120H213L212 121V119H214L215 118V116L217 115H214V114H212V115H214V117L211 115V117H213L212 119H210L209 118V116H210ZM235 115V116H234ZM246 115V114H245ZM259 115V114H258ZM258 115H257V119H258ZM124 116V115H123ZM128 116V115H127ZM139 116V115H138ZM137 116V117H138ZM146 116H147V113H146ZM169 117H171L170 115H168ZM176 116V118L178 119V117ZM182 116H183V114H182ZM186 116V115H185ZM184 116V117H185ZM239 116V117H238ZM261 116H260V118H261ZM38 117H40V118H38ZM136 117V118H137ZM139 117H141V116H139ZM143 117V116H142ZM142 117H141V119H142ZM147 117H149V116H147ZM154 117V119H155V121H159L158 119L159 118H161V117H163L162 115H161V117H159V116H156V114L153 116ZM158 117V119H156ZM175 117V116H174ZM174 117H172V119L174 118ZM187 117V116H186ZM218 117H222V116H218ZM217 116H216V118H218ZM107 118H109V119H107ZM115 118V117H114ZM124 118H126L125 116H124ZM123 118V119H124ZM134 118V117H133ZM165 118V117H164ZM188 118V117H187ZM190 118V117H189ZM196 118H197V116H196ZM235 118H237V119H235ZM242 118V119H241ZM246 118H247V122H250L249 124H250V126H252V127H250L251 129H248L249 131V133L247 134V131H246V125H244V121H246ZM251 118V119H250ZM128 119H131L130 117L128 118ZM127 119V120H128ZM149 119V118H148ZM151 119H152V117H150V121H151ZM167 119V118H166ZM176 119V120H177ZM207 119V120H206ZM235 119V123L233 122V120ZM245 119V120H244ZM115 121L114 122H116V121H120V116H117L116 117V119H114ZM125 120V119H124ZM132 120V119H131ZM135 120V119H134ZM133 120V121H134ZM138 121H142L143 122V120H139V119H137ZM162 120V118L160 119V121ZM165 120V119H164ZM163 120V121H164ZM171 120V119H170ZM175 120V121H176ZM185 120V119H184ZM190 120V119H189ZM188 120V122H190ZM192 120H196V119H192ZM191 120V121H192ZM221 120V118L219 119V121ZM236 120L238 121L237 122V125H236ZM243 120V121H242ZM47 122V124H46V126H44V122ZM126 121V120H125ZM152 121H154V120H152ZM167 121H169V119L168 120H165V122H164V124H163V126H165V123H167L168 124V122ZM197 121V120H196ZM206 121H208V122H206ZM241 121H242V123H243V125H239V124H241ZM258 121H260V119H258ZM124 122V121H123ZM122 122V124H124L125 125V122L123 123ZM128 122V121H127ZM179 122V121H178ZM183 122V121H182ZM193 122V121H192ZM203 123H204V121H202ZM218 121H217V119H216V121H215V123H217ZM262 122V121H261ZM263 122H264V118H263ZM118 123V122H117ZM156 123H158L159 125H160V122H156ZM197 123V122H196ZM201 123V122H200ZM232 123H234L233 125H235V126H233L232 125ZM246 123V122H245ZM68 124V125H67ZM120 124H121V121H120ZM119 124V125H120ZM135 124V123H134ZM138 124V123H137ZM143 124H144V122H143ZM152 124H154L153 122H152ZM161 124V125H162ZM166 124V126H168ZM172 124H174V122L172 123ZM171 124V125H172ZM229 124L230 125H232V128L231 127H229ZM248 124V125H249ZM128 125H130V122H129V124ZM131 125H132V122H131ZM155 125V124H154ZM154 125H153V129H154V133H155V135H157L156 134V131H159V132H157L158 134H160V131L162 132V131H164V133H166L165 131H169V130H166L167 129V127L165 126V128L166 129H164V127H163V130H162V128H161V130H159V129H157V127L158 126H155L154 127ZM175 125V124H174ZM173 125V126H174ZM197 125V124H196ZM199 125V124H198ZM205 125V124H204ZM209 125V124H208ZM207 125V126H208ZM222 125H224L223 123H222ZM144 126H145V124H144ZM193 126V125H192ZM118 127H120V126H118ZM128 127V126H127ZM137 127V126H136ZM162 127V126H161ZM181 127V126H180ZM205 127V126H204ZM209 127H211V126H209ZM244 127V128H243ZM249 127V126H248ZM129 129H130V127H128ZM131 128H132V130L134 129V127L133 126H131ZM140 128H142L141 127V125H140ZM147 128H149L148 126L147 127H144V129L147 131H149V129H147ZM152 127H150V129H151ZM178 128V127H177ZM184 128V127H183ZM195 128H197V127H195ZM214 128H216V130L218 129L219 130V128H217L216 126L215 127H213L212 129H213V131H214ZM21 129H25V130H27V131H31L30 133H22V132H20V130ZM72 130V131H70L71 132V134L73 133V135H75L74 137H72V136H70V139H71V137L74 139V141H73V143H75L74 144V147H73V144L72 145H68L69 147H73V149H76V150H79V151H77V152H81V151H83V152H85V156H84V153L83 152H81V153H83V155L81 154V157H82V159H81V157L79 158V156H80V154L79 153H77L76 152V150H73L72 149V147L71 148H69L68 149V151H67V144H68V142H70L69 140H67L68 138H67V135H68V137H69V135L70 134H67L68 132H67V130ZM118 129L120 130H122V129H124L123 131H118ZM137 129V128H136ZM153 129H152V131H153ZM180 129V128H179ZM189 129V128H188ZM194 129V128H193ZM201 129H202V127H201ZM203 129H206V127L205 128H203ZM208 129V128H207ZM232 129V130H231ZM234 129V130H235ZM241 129H244L243 130V134L242 133H240V132H238V131H241L242 132V130ZM259 129H263V128H259ZM187 130V129H186ZM192 130V129H191ZM217 130V131H218ZM256 130V131H255ZM126 131H127V129H126ZM182 131V130H181ZM194 131V130H193ZM204 131V130H203ZM202 131V132H203ZM255 132L254 134H251V133H253V132ZM76 132V133H75ZM119 132H121L120 134H119ZM129 132V131H128ZM136 132V131H135ZM150 132V131H149ZM173 132H174V134H173ZM175 132H177V131H173L172 129H170V131L169 132H167V133H169L170 135H175ZM189 132V131H188ZM195 132V131H194ZM200 132V131H199ZM199 132H195L198 136H199V139L200 138H202V136L203 135H201V133H199ZM207 132V131H206ZM211 132H212V130H211ZM251 132V133H250ZM132 133H133V131H132ZM146 133V132H145ZM153 133V132H152ZM166 133V134H167ZM172 133V134H171ZM184 133V132H183ZM183 133H181V135L183 134ZM186 133V132H185ZM199 133V134H198ZM246 133V134H245ZM115 134V135H114ZM147 134L148 135H150L148 132H147ZM147 134H146V136H147ZM187 134V133H186ZM189 134V133H188ZM203 134H204V132H203ZM211 134H213V132L211 133ZM232 134V135H233ZM238 134H240L239 136H238ZM257 134V133H256ZM153 135V134H152ZM161 135V134H160ZM160 135H157L156 137H154V140L156 141H154L155 142V144L156 143H158V139H160L161 138V140L163 139V140H165L164 138H162L163 137V134L161 135V137L159 138V136ZM165 135V134H164ZM169 135V136H170ZM184 135V134H183ZM216 135V134H215ZM117 136V137H116ZM140 136V135H139ZM139 136L138 137H136V136H134V137H136L137 139L139 138ZM168 136V134L165 136V137H167ZM212 136V135H211ZM217 136V135H216ZM129 137H131V136H129ZM133 137V136H132ZM171 137V136H170ZM170 137H168L167 139H170ZM207 137V136H206ZM219 137H220V134H219ZM218 137V138H219ZM248 137H250V136H248ZM247 137V138H248ZM119 138V139H118ZM155 138H158V139H155ZM188 138V139H187ZM209 138V137H208ZM252 138H253V136H252ZM257 139H258V141H260V139L258 138V137H256ZM256 138H255V141L256 142H258L257 140H256ZM133 139V138H132ZM153 139V138H152ZM151 139V140H152ZM186 141L187 142H189L190 144H191V146H192V148H193V150L196 152L198 149H199V147H198V145H197V143H198V141L196 140V137H193L192 135L191 136H187L186 137ZM212 139H213V137H212ZM262 139V141H264L263 139V137L261 138ZM211 140V139H210ZM244 140V141H243ZM122 141H125L124 142V144H121V142ZM146 141V140H145ZM182 141H183V139H182ZM136 142V141H135ZM166 142H167V140H166ZM166 142L164 141L163 143H162V141L160 142L159 141V143H162L163 144V146L166 144ZM138 143L139 142H137V144H135V145H138ZM145 144H146V142H144ZM165 143V144H164ZM171 143V142H170ZM170 143H167L168 144V146H169V144ZM213 143V142H212ZM236 142H234V146H235V148H233V150H235V152L236 153H234V151H233V153L234 154H236L237 155V151H236V148L237 147H239V145H238V143H236ZM155 144H154V146H155ZM182 144V145H181ZM201 144H202V142H201ZM216 144V143H215ZM157 145H160V144H157ZM156 145V146H157ZM171 145V144H170ZM172 145V146H173ZM218 145V144H217ZM228 145H230V144H228ZM233 145L231 146V147H233ZM259 145V144H258ZM263 145V144H262ZM141 146V145H140ZM147 146H149V145H147ZM153 146V148H156L157 149V147H154ZM166 146V145H165ZM167 146V147H168ZM172 146H171V150L169 151V149H170V146H169V148H168V151L169 152H171V151H173L174 152V149H172ZM219 146H220V144H219ZM249 146V145H248ZM247 146V147H248ZM264 146V145H263ZM262 146V147H263ZM129 147V146H128ZM152 147V146H151ZM190 147V146H189ZM189 147L188 148H184L183 150H185V149H188L189 150ZM201 147V146H200ZM203 147V146H202ZM78 148V149H77ZM126 149V151L124 152V154H122L123 153V151L122 152H118L119 154H118V156H117V151L118 150H123V149ZM135 148V147H134ZM163 148V147H162ZM162 148H161V150H162ZM174 148V147H173ZM191 148V149H192ZM243 148L245 149L244 151H242L243 150ZM70 149H72V151H75L74 153H76V156L78 157L77 159L79 160V159H81V161H79L78 162V160H75L76 159V157L75 158H73L74 156H75V154H74V156H73V154H72V151H70ZM82 149V150H81ZM129 149V148H128ZM165 149H166V147H165ZM213 149V148H212ZM211 149V150H212ZM215 149H217V147L215 148ZM130 150V149H129ZM159 150V149H158ZM187 150V151H188ZM230 150V151H231ZM260 150V149H259ZM69 151L71 152L70 153V155H69ZM151 151V150H150ZM191 150H189L187 153L188 154H190L189 152H190ZM209 151V150H208ZM221 151V150H220ZM231 151V152H232ZM254 150H250V152L248 153V154H250V159H251V161H254V162H257V161H255V152H253ZM257 151H258V149H257ZM130 152L132 153V151L130 150ZM152 152V151H151ZM186 152V151H185ZM194 152V153H195ZM200 152V151H199ZM207 152V151H206ZM241 152H242V155H241ZM261 152H264V149L262 150V151H260V153ZM192 154H193V152H191ZM205 153V152H204ZM233 153H230V154H233ZM257 153V152H256ZM130 154V153H129ZM133 154H131V155H133ZM177 155H179L178 153H176ZM187 154V155H188ZM192 154H190V155H192ZM206 154V153H205ZM217 154V153H216ZM262 154V153H261ZM69 155V156H68ZM79 155V156H78ZM120 155H124L125 157L124 158H121V156ZM189 155V156H190ZM196 155V154H195ZM195 155L193 154V156L194 157H189V158H192L191 160L192 161H194V163L193 162H191V161H189V163H188V165H190V162H191V164H192V167L191 168H193L194 166H196L195 165V161H196V157H195ZM202 155V154H201ZM207 155V154H206ZM212 155H213V153H212ZM215 155V154H214ZM213 155V156H214ZM257 155V154H256ZM263 156H264V154H262ZM71 156H72V158H71ZM117 156V157H116ZM176 156V157H175ZM232 156V155H231ZM245 156H248L247 155V153H246V155H244V159H245V161H246V159H247V161L249 160L250 161V159L247 157V158H245ZM68 157H69V161L67 160L68 159ZM83 157H85L84 158V162L82 161L83 160ZM123 157V156H122ZM154 157L155 156H153L152 158H151V160L150 161H152V159L153 160H155L154 159ZM257 157H258V155H257ZM262 157V156H261ZM36 158H38V159H36ZM135 158V157H134ZM176 158V159H175ZM193 158H195L194 160H193ZM200 158H202V157H200ZM212 158V157H211ZM235 158V157H234ZM239 158V157H238ZM71 159V160H70ZM115 159V160H114ZM116 159H118V160H116ZM126 159V160H125ZM188 159V158H187ZM187 159H185V160H187ZM198 159H199V157H198ZM223 159V158H222ZM227 159V158H226ZM242 159V158H241ZM260 159L261 158H259L258 159V161L259 162H261V164L260 165H264L263 163H264V159L262 160V161H260ZM73 160H75V162H78V163H80V165H86V167L84 166V168L82 167V166H78V168H77V165H79V164H77L76 163V165H75V162H73ZM124 162H127V161H129L128 163H126V164H123V167H122V165H120L119 166V164L122 162L123 163V161ZM130 160H132L133 161V159H130ZM141 160V161H140ZM165 160V159H164ZM163 160V161H164ZM175 160H177L178 161V163L175 161ZM180 160H182L181 162H180ZM190 160V159H189ZM200 160V159H199ZM225 160V159H224ZM228 160V159H227ZM226 160V161H227ZM234 160V159H233ZM257 160V159H256ZM29 161H31V160H29ZM67 161L68 162H70L71 161V163L70 164H68V165H72L71 167L69 166V168H70V170L71 171H73L72 169L73 168H75L74 169V171L71 173L70 172V170H69V168L67 169ZM114 161H116V162H118V167H119V169H118V171H112V170H109L110 168L111 169H113L117 164H116V162H114ZM143 161V162H142ZM173 161V162H172ZM213 160H211L210 162H212ZM217 161V160H216ZM225 161V162H226ZM239 161V160H238ZM241 161H243V160H241ZM245 162V164L246 163H248V162ZM81 162H83L84 164H82ZM112 162H114L116 165H114V167H112V166H110L111 164H112ZM139 162L137 163V162H135V163H137V164H139ZM174 162H176V164H180V163H182V165H178V166H175L176 164H174ZM183 162H184V164H183ZM186 162V163H185ZM198 162V161H197ZM220 162V161H219ZM225 162H224V164H225ZM230 162V161H229ZM240 162V161H239ZM254 162H251V163H254ZM132 163V162H131ZM130 163V164H131ZM169 164V166H168V164ZM172 163V164H171ZM215 163V162H214ZM238 163V162H237ZM242 162H240V164H241ZM250 163V162H249ZM74 164V165H73ZM133 164H134V162H133ZM152 164V163H151ZM218 164V163H217ZM227 164V163H226ZM244 164V163H243ZM242 164V165H243ZM244 164V165H245ZM254 164H256V163H254ZM149 165V164H148ZM162 165H164V168L162 167ZM172 165V166H171ZM187 165V166H188ZM199 166H201L200 165V163L198 164ZM223 165V164H222ZM231 165V164H230ZM250 165V164H249ZM249 165H247V168H248V166ZM257 165V164H256ZM74 166V167H73ZM127 166V165H126ZM130 166V165H129ZM132 166V165H131ZM172 167V169H171V167ZM180 166H182V167H180ZM215 166V165H214ZM232 166V165H231ZM0 167H1V164H0ZM73 167V168H72ZM132 167H134L135 168V164L132 166ZM136 167H138V165L136 166ZM174 167H178L177 168V170L176 171H178L179 172V174L180 175H178V173L176 174V172H175V168ZM237 167V166H236ZM235 167V168H236ZM246 167V165L244 166V167H242V168H245ZM253 167V166H252ZM255 167V166H254ZM81 168H83L82 170H81ZM116 168V170H117V167H115ZM129 169L131 168V167H128ZM185 168V167H184ZM188 168H189V166H188ZM212 168V167H211ZM247 168H245V169H247ZM92 169H96L97 170V172L98 173H92L91 172V170ZM127 170V174H126V170ZM135 169H137V168H135ZM164 169L166 170L165 172H164ZM169 169H171V170H169ZM195 169V168H194ZM194 169H192L193 171H194ZM223 169V168H222ZM245 169H241L242 171L243 170H245ZM83 170H86L87 171V173H86V171H83ZM113 170H115V169H113ZM130 170H134V169H130ZM172 170H174V172H173V175L172 174H170L169 172L170 171H172ZM186 169H184L183 170V172L185 171ZM199 170V169H198ZM205 170V169H204ZM211 170V169H210ZM220 170V169H219ZM219 170H217L218 172H219ZM227 170V171H226ZM225 170V172L223 173L224 174V177H221L220 175V177L218 178V180L216 181V183H218V182H221V181H224V180H226L227 179V177L230 175V170H228V168ZM238 170H240V169H237L236 170V172L238 171ZM238 171L237 173H238V175H242L241 177H238V178H242V177H244L243 176V174H242V171ZM110 171V175H114L115 173H117V175H119V176H116V178L115 177H113L112 178V176H110L109 177V175H108V172ZM131 172L132 173V175H134V173H136L137 175H135V181H134V183L136 182V177L138 178V181H139V179L141 178V179H143L141 182L139 181V184H137V182L134 184V187H133V189L135 190H133L132 189V182H133V180H129V178H128V180L130 181H126L125 180V178L126 177H130V175L128 174L129 172ZM169 171V172H168ZM200 171V170H199ZM209 171V170H208ZM208 171H206L205 173H207ZM212 171H214V170H212ZM224 171V170H223ZM228 171H230V172H228ZM73 175V176H70V173ZM84 172V173H83ZM94 172V171H93ZM111 172H115V173H111ZM141 172H143L142 173V175H141ZM187 172H190V171H188V169H187ZM204 172V171H203ZM222 172V171H221ZM241 174H240V173ZM244 172V174L246 175V176H248V174L247 173H250L249 171L247 172V170H245V171H243ZM246 172V173H245ZM262 171H259V173L261 174V175H259L257 172H256V174L255 175H257L256 177H258V178H256V180H255V182H257L258 181V179L260 178V176L262 177V175H263V177H264V170H263V172L261 173ZM146 173H149V174H151L152 172H146ZM161 173V172H160ZM169 173V174H168ZM172 173V172H171ZM192 173V172H191ZM212 173V172H211ZM81 174H78V175H80L81 176ZM83 174H85V175H83ZM174 174H176V175H174ZM183 174H185V172L183 173ZM188 174V173H187ZM200 174V173H199ZM210 174V173H209ZM251 175H250V178H252V177H254L255 175H253L254 173L252 172V173H250ZM10 175H11V177H14L15 176V174H12V173H10ZM77 175V174H76ZM75 175V176H76ZM78 175L76 176V177H78ZM93 175V176H92ZM131 175V176H132ZM154 175V174H153ZM159 175V174H158ZM169 175V176H168ZM172 175V176H171ZM189 175V177H190V174H188ZM212 175H213V173H212ZM38 174H35L33 177H31V180L33 181V180H38ZM155 176V175H154ZM172 178H171V177ZM223 176V175H222ZM236 176V175H235ZM246 176H245V180H246ZM252 176V177H251ZM69 177H67V182L69 181V183L70 182H72V181H76V177H75V179H71L72 181H70L68 178ZM133 177V176H132ZM131 177V178H132ZM148 177V178H147ZM159 177V176H158ZM159 177V178H160ZM175 177V184H176V186H173L172 187V185H173V183H174V181H173V178ZM196 177V176H195ZM206 177V176H205ZM207 177H208V173H207ZM237 177V176H236ZM262 177V184L263 185H260L261 187H263L264 186V178ZM79 178V177H78ZM115 178V179H114ZM134 178V177H133ZM132 178V179H133ZM144 178H147V179H149V180H147L146 179V181H145V179ZM160 178V179H161ZM168 179V180H166V179ZM192 178V177H191ZM198 178H199V176H198ZM231 178V177H230ZM249 178V177H248ZM247 178V179H248ZM140 179V180H141ZM166 181V183L168 182V185L173 189V190H175L176 192L174 193L173 192V194H171V192H169L170 193V195L168 194V189H169V186L165 183V182H163L164 180ZM172 179V181H170L171 182V184H169L170 182H169V180H171ZM185 179V178H184ZM200 179V178H199ZM203 179H205V178H203ZM229 179V178H228ZM235 179V178H234ZM244 179V178H243ZM241 180L240 179V181H244V180ZM12 181H16V180H18L17 178H12L11 179ZM83 180V179H82ZM154 180H156V179H154ZM186 180V179H185ZM192 180V179H191ZM195 180H196V178H195ZM193 181L192 182V187H194V185H196L197 186V184H195L196 183V181ZM216 180V179H215ZM251 179H249V181H250ZM254 180H252L253 182H254ZM79 181H81L80 179H78V181H77V183L78 184H76V185H74L75 183L74 182H72V183H74V184H72L73 186H76V189H77V185H79ZM90 181V182H89ZM126 181V182H125ZM132 181V182H131ZM229 181V180H228ZM233 181V180H232ZM260 181V180H259ZM125 182V183H124ZM142 182H145V183H148V184H150V185H148V184H144V185H147V186H150V188H152V186L154 187V189L152 188V190L153 191H151V190H149L150 192H151V194L149 195V191H147V193H145V194H148L147 195V197H149V198H147V200H145L144 201V204L147 206V207H144L143 205L144 204H142L141 203V200L142 199H145V194L144 193H141L140 195H135V192L138 190V189H136V186L135 185H139V188H140V185H143V184H141ZM179 182V183H178ZM189 182V181H188ZM201 182H203V180H201ZM212 182V181H211ZM210 181L209 182H207L206 180H204V183H200V185L201 184H203V188L201 189V187L200 188H198V189H201L202 191L204 190L205 191V193H204V198L206 199H204V198H201V200L202 199H204L203 201H206V203L205 202H203V203H205L204 204V206H207L208 205V202L209 201H211V200H209V199H212V198H207L208 196H209V194L211 193V191H212V188H213V183H211ZM215 182V181H214ZM241 182V183H242ZM247 182H248V180H247ZM69 183L67 184V185H69ZM159 185L160 183V186L162 187L163 186V188H165L164 187V184L165 185H167L168 186V188H165V190L163 191V188H159L160 186H158L157 184ZM191 183V182H190ZM235 183V182H234ZM233 183V184H234ZM240 183V182H239ZM260 183V182H259ZM259 183H257V185H259ZM151 184H153V185H151ZM245 184V183H244ZM254 184V183H253ZM72 185H69L70 187V190H68V191H71V192H73V191H75V190H73L72 191V188H71V186ZM157 187H156V186ZM185 185V183H183V185L182 184H180L179 186H181V189L182 190H184V192H185V190H187L186 189V187L184 186ZM227 185V184H226ZM235 185V184H234ZM237 185V184H236ZM240 185V184H239ZM239 185L237 186V187H235V188H239ZM250 185V184H249ZM255 185V184H254ZM147 186H144V187H147ZM166 186V187H167ZM183 186V187H182ZM195 186V187H196ZM202 186V185H201ZM233 186V185H232ZM232 186H230V187H232ZM243 186H245V185H243ZM242 186V187H243ZM143 187V186H142ZM190 187H191V184H190ZM229 187V188H230ZM234 187V186H233ZM256 187V186H255ZM68 188V189H69ZM79 188V187H78ZM130 188V189H129ZM148 189H149V187H147ZM158 188V189H157ZM170 188V189H171ZM185 188V189H184ZM218 188H219V186H218ZM234 188V189H235ZM245 188V187H244ZM80 189V188H79ZM83 189H85V190H83ZM130 190V194H134V195H131V196H133L132 198H131V196H130V198H131V200H130V198H129V195H128V191ZM144 189V188H143ZM147 189V190H148ZM197 189V188H196ZM227 189H228V186H227ZM236 189V190H237ZM240 189V188H239ZM82 190L83 191H85V192H83V194H81L82 193ZM141 190V189H140ZM146 190V189H145ZM160 193V191L159 190H162L161 192H164V194H162V196L163 195H165V191H166V197H159L160 196V194L158 195V197L157 196H155L156 197V200H154L153 198H154V195L157 193L158 194V192ZM189 190V189H188ZM229 190V189H228ZM232 191H233V193H236V192H234V190L233 189H231ZM231 190H229L230 192H231ZM67 191V193H69ZM95 191V192H94ZM169 191H171V190H169ZM179 191V190H178ZM189 191H191V190H189ZM193 191V190H192ZM222 191V190H221ZM229 191H227V192H229ZM250 191V190H249ZM262 191H264L263 190V188H262ZM79 192H81L80 194H79ZM87 192H89L91 195H89V193L87 194ZM139 192V191H138ZM142 192V191H141ZM152 192H154V194L152 193ZM184 192H182L181 191V194H183ZM187 192V195H189L190 196V194H191V192L189 193L188 191H186ZM185 192V193H186ZM215 192H216V190H215ZM74 193V192H73ZM84 193H86V194H84ZM93 193H94V195H93ZM193 193H194V191H193ZM196 193V192H195ZM194 193V194H195ZM217 193V192H216ZM215 193V194H216ZM219 193V192H218ZM220 193H222V192H220ZM220 193H219V195H220ZM233 193H232V196H234L233 195ZM96 194V195H95ZM156 194V195H157ZM198 194V196H199V192L197 193ZM197 194H195L196 196H197ZM215 194H214V196H215ZM257 194V193H256ZM71 195V194H70ZM81 195V196H80ZM82 195H86V197L87 198H83V196ZM193 195V194H192ZM195 195H193L192 196V198H193V200L195 201H197V198L198 197H196ZM202 195V194H201ZM229 195V194H228ZM231 195V194H230ZM73 196H75V194H73ZM72 196V197H73ZM92 196H95V197H92ZM126 196H128V197H126ZM136 196H142L143 198H137V201L139 202V200H140V203H137V201H136V199H135V202H134V204H133V200H134V197H136ZM171 198H170V197ZM184 196V195H183ZM222 196V195H221ZM89 197H92L91 199L89 198ZM116 197V198H115ZM117 197H119L118 199H117ZM167 197H169V198H167ZM186 197V196H185ZM218 198H219V196H217ZM216 197V198H217ZM225 197H226V195H225ZM254 197V196H253ZM128 199L129 198V200H126V199ZM178 198H176V199H178ZM215 198V197H214ZM213 198V200H215ZM218 198L216 199V201H218ZM227 198H229V197H227ZM233 198V197H232ZM37 197L34 199V201L36 202L37 201ZM67 199L69 200V198H68V195H67ZM75 199H78L77 197H75ZM86 199V200H85ZM139 199V200H138ZM168 199V200H167ZM170 199V200H169ZM182 199V198H181ZM188 199H191L190 197L189 198H187V200ZM226 199V198H225ZM229 199H231V198H229ZM122 200H126L127 202H126V204H125V207L127 206L128 208H130L131 206H134L133 208L134 209H132V211H134L133 213H132V211H131V209H128L127 207L125 208H123L124 209V211H123V213H121L120 212V214L121 215H119V216H117V217H119L118 219H117V217L115 216L114 217V213H116L117 214V211L119 210V208H120V206H121V202H122ZM168 202H166V201ZM172 200V201H171ZM192 199L190 200V201H186L185 202V204H187V203H189V204H187L188 205V207H189V205H191V206H193V203H191V201H193ZM213 200L211 201V203L212 204H210V205H212V207L210 206V205H208V207H210L211 208V210H212V212H213V215H209L208 216V218H207V216H204V219H205V217L209 220V221H205V228H207V230H206V233H208L209 232V235L210 234H215L216 235V233H217V231L219 232V231H221V232H219V233H222V234H226V233H223V231L222 230H219V229H222V227L224 226L223 225V221L222 222H218V223H215V222H213L209 217L211 216H214V214H218V212L220 211H222V209L224 208V205H223V208H222V206H221V209H217V208H215V206L216 205H218L219 207H220V202H216L215 203V201L213 202ZM70 201H71V199H70ZM161 201V202H160ZM170 201V202H169ZM177 201V200H176ZM220 201V200H219ZM221 201H223V199L221 200ZM226 202H227V200H225ZM130 202H132L131 203V205H129L130 204ZM159 202L160 203H162V204H159ZM163 202H165L166 203V205L163 203ZM178 202H179V199H178ZM182 202V201H181ZM199 202L200 201H197V203H198V205H199ZM125 203V202H124ZM129 203V204H128ZM138 204V207H139V205L141 204L142 205V207H143V211H142V214H141V212H138V211H140L139 209H137V207H136V204ZM210 203V202H209ZM218 203V204H217ZM251 203V202H250ZM73 204V205H72ZM128 204V205H127ZM133 204V205H132ZM148 204H149V206H148ZM159 204V205H158ZM194 204H196V202H194ZM207 204V205H206ZM214 204H215V206H214ZM228 204V203H227ZM231 204V203H230ZM233 204V203H232ZM261 205H262V200H261V203H260ZM44 206L43 207H41L39 204H36L35 203V208L38 210V211H42V209H47V208H49L50 207V204H43ZM68 205V204H67ZM75 205H78V206H75ZM197 205V204H196ZM197 205V206H198ZM222 205V204H221ZM255 205V204H254ZM73 206L75 207V208H73ZM79 206L81 207V208H79ZM155 206V205H154ZM165 206H167V207H165ZM174 206V205H173ZM172 206V207H173ZM180 206V205H179ZM186 206V205H185ZM184 206V203H183V210L181 209V212L180 211H178V212H176V214H175V212L173 211V214H175L176 216H180V215H177V214H181L182 212H186V211H188L187 212V214H189V216L190 217H192L190 214L192 213V211H194L195 209H196V206H195V208H193L194 210H190V208H191V206L188 208L187 207V209H186V207ZM233 206V205H232ZM76 207H77V209H76ZM123 207V206H122ZM135 207H136V209L138 210H136L135 209ZM156 207H155V209H156ZM165 208V209H163V208ZM184 207H185V210H184ZM198 207H200V206H198ZM197 207V208H198ZM73 208V209H72ZM78 208H79V210H78ZM144 208H146V209H144ZM148 208L150 209V210H148ZM214 208H215V210H216V212L215 211H213L214 210ZM153 209V208H152ZM192 209V208H191ZM199 209V208H198ZM197 209V210H198ZM229 209V208H228ZM231 209H232V207H231ZM235 209V208H234ZM261 209V208H260ZM126 210H128V214H126L127 213V211ZM145 210V211H144ZM201 210V209H200ZM200 210H198V212L200 211ZM218 210V211H217ZM129 211H131L130 213H132V214H129ZM157 211V210H156ZM160 211H162V212H160ZM169 212H170V210H168ZM235 211V210H234ZM138 212V215L136 214ZM144 212V213H143ZM190 212V213H189ZM195 212V211H194ZM197 212V213H198ZM202 212V213H201ZM201 212H199V213H201V214H199L198 215V218H200L201 216H202V214H203V210L201 211ZM205 212V211H204ZM212 212H209L210 214L212 213ZM215 212V213H214ZM91 213V214H90ZM139 213L141 214V215H139ZM158 212L156 213H154V219L156 218H159L160 216H162L163 214H159ZM208 213V214H209ZM78 214V215H79ZM90 214V215H89ZM158 214L159 216H156V215ZM172 214V215H173ZM185 214L186 213H184V216H185ZM187 214H186V216H185V218L187 217ZM224 214H226V215H224ZM229 213H224L223 211H222V216H221V213L218 215L219 217H222V218H229V216H230V214L228 215ZM235 214V213H234ZM251 214V213H250ZM252 214H254V212L252 213ZM109 215V216H108ZM128 215V217H125V216H127ZM163 215V216H164ZM169 215V213L167 214V216ZM175 215H173L172 217H176ZM195 215V214H194ZM205 215H206V212H205ZM91 216V217H90ZM105 216H108V217H105ZM136 216H138L137 217V220H136ZM147 216V215H146ZM148 216H147V218L146 219H148ZM183 216V214H182V216H180V218L181 217H184ZM200 216V217H199ZM228 216V217H227ZM105 218V220L106 219H108L109 217V221H107L108 223L111 221L110 219H113V218H115V219H117L116 221H114V220H112V223L109 225V224H107V223H105L104 221H102V219L104 220V218ZM169 217H171V216H169ZM168 217V218H169ZM178 217L177 218H175L177 221H178ZM245 217V216H244ZM60 218H62V217H60ZM59 218V219H60ZM72 218H73V220H72ZM125 218V219H124ZM127 218V219H126ZM135 218V219H134ZM152 218H153V216H152ZM161 218V217H160ZM159 218V219H160ZM167 218V217H166ZM188 219H189V217H187ZM193 218H197V217H193ZM202 218V217H201ZM225 218V219H226ZM233 218V217H232ZM236 218V217H235ZM234 218V219H235ZM239 218H241V217H239ZM245 218H247V217H245ZM259 218V217H258ZM263 218V217H262ZM261 217H260V219H262ZM90 219H93V221L92 220H90ZM120 219H119V221H120ZM143 219H140V220H143ZM145 219V220H146ZM155 219V220H156ZM163 219H164V217H163ZM175 219H173V220H175ZM188 219H186V220H188ZM191 219V218H190ZM189 219V220H190ZM230 219V218H229ZM237 219V218H236ZM9 220V219H8ZM86 220V221H85ZM94 220H96V221H98V223L100 222V224H102L103 222L105 223V224H107V225H105L104 223L100 226L99 224L98 225H96V221H94ZM101 220V221H100ZM128 220V221H127ZM144 220V221H145ZM155 220H152V221H155ZM161 220H162V218H161ZM165 221H167V219H164ZM171 220V219H170ZM170 221L171 223L173 222V224H174V221ZM175 220V221H176ZM199 219H196L195 221H197L198 223L196 224V225H199V221H202L203 219H200L199 221H198ZM227 221H228V219H226ZM233 220V219H232ZM244 220V219H243ZM242 220V221H243ZM264 220V219H263ZM92 222V227L94 226H97V227H95L96 228V230L95 229H92L91 227V229L90 230H92V231H86V229L87 228H85V227H88L87 225H86V223H89V222ZM114 221V222H113ZM149 221H151V219L149 220ZM148 221V222H149ZM157 221H158V219H157ZM157 221L155 222V223H157ZM165 221L163 222V224H161V221H160V224L162 225V229H164L165 230V228H164V225H166V227H167V224H165ZM237 222H236V224L238 223V220H236ZM84 222H86L85 223V225H83V223ZM90 222V223H91ZM147 222V220L145 221V223L147 224L148 223ZM169 222V221H168ZM183 221H181V223H180V220H179V224H181V225H179L178 223H176L177 225L176 226H181V229H182V226L184 225L183 223H182ZM186 224H185V226H184V230H185V227H186V229H187V227H189L188 229H190V226H187L188 224L190 225V223L188 222V221H184ZM187 222H188V224H187ZM191 222H192V220H191ZM204 222V220L202 221V222H200V225H202L201 223H203ZM232 222V221H231ZM235 222V221H234ZM240 222H241V220H240ZM95 223V225H93ZM151 223H154V222H151ZM159 223V222H158ZM170 223V224H171ZM193 223V225H192V227H194V224H195V222L193 221L192 222ZM244 223V222H243ZM255 223V222H254ZM263 223H264V221H263ZM263 223H261V224H263ZM115 224H117V225H115ZM121 224V226L120 225H118V227H120V228H116L117 230L118 229H120V231L119 232H121V233H119L118 234V232H117V230H116V234L115 235H117L116 237H115V240H114V242H115V244H114V246L112 247V255L109 257L108 256V261H105V264H109V261H111L112 262V256L114 255V258H117V256L119 257L120 255H122V256H120L119 258H120V260H117V263L119 262L120 264H123V262L122 261H125L124 262V264H150L149 262H150V257L153 255V253H151V254H149V251H150V248L149 249H147L148 250V252H146L145 253V251H147V250H145L144 251V249H143V245H146V243L145 242H147L148 240L149 241H153V238L151 237V239L149 238L150 236V234L154 237L155 235L156 236H158V237H160L159 235H157L158 233H157V231H154L153 230V232H152V230H151V232H149L148 233V231H147V233L145 234V230H149L150 231V227L152 226V225H149L150 227L148 228V225L147 226H142L143 227V230H144V233L143 232H141V229H138L139 227H137L136 225L135 226H133L135 229H133V227H131L132 226V223L129 225V224H127L128 225V227H131V228H128L127 227V225L124 223V225L127 227H125L126 229H124L123 231L121 230V229H123L124 228V225L122 226V224H123V222L122 223H120ZM139 224V223H138ZM142 224V223H141ZM159 224V225H160ZM183 224V225H182ZM235 224V223H234ZM233 224V225H234ZM235 224V226H237ZM239 224V223H238ZM240 224H242V223H240ZM246 224V223H245ZM17 225V224H16ZM115 225V226H114ZM143 225V224H142ZM156 225H158V224H156ZM175 225V224H174ZM243 225V224H242ZM248 225V224H247ZM255 225V224H254ZM264 225V224H263ZM69 226V227H68ZM85 226V227H84ZM98 226H99V229L100 228H102V230L100 231L99 230V232H97V228H98ZM106 226H108V227H106ZM111 228H113V229H111ZM138 226H140V225H138ZM176 226H173L172 227V224H171V226L170 227H167L166 228V230L168 231L169 229L168 228H171L172 227V229L173 228H175ZM178 226V227H179ZM228 227L230 226V225H227ZM83 227V228H82ZM93 227V228H94ZM103 227H105L106 229L108 228L109 230H107V231H105V229L103 228ZM121 227H123V228H121ZM146 227H147V229H146ZM161 227V226H160ZM159 227V228H160ZM198 227V226H197ZM201 227V226H200ZM203 227V226H202ZM231 227H232V225H231ZM239 226H237L236 228H238ZM244 227H245V225H244ZM247 227V226H246ZM18 228V227H17ZM16 228V232H15V235L17 236V238L19 239L18 241H23L24 242V245H25V247H26V254H28V257H29V255H31L30 257H34L35 259L36 258H39V257H44V252L45 251H47V250H50L51 248H52V246H53V243H51L50 241H49V238H46V239H42L40 236H39V234L37 233V230L34 228V227H32V225H30V226H27V227H24V228H26V232L24 233L22 230H18ZM78 228H81V229H83V231H85L86 232V234H84L82 231H81V229H78ZM140 228H141V226H140ZM235 228V227H234ZM234 228H232V231H233V229ZM236 228L234 229V231L236 230ZM255 228V227H254ZM79 231H78V230ZM183 229L181 230L182 232H183ZM188 229H187V235H188V233H190V231L188 232ZM239 229L240 228H238L237 229V231H236V233H240L241 234V236L242 237H238V238H240V240H238V242H237V246H236V242H234L235 240L233 239V236L234 235H236V234H234L233 236H232V232H231V235L229 234V233H227L228 235H230V239L231 240H233V242L232 243H234V244H232L233 246H236V247H234V248H232L233 246L231 245L230 247V251L228 250L227 251V249H228V244H230V243H227L226 241V246H227V248H226V246L224 245V243H223V241H221L223 238H221L222 236V234H219V233H217V234H219V235H216V239H214V240H216V241H214V242H218L219 244H222L223 243V245L225 246V248H226V251H223V249H224V247H222L221 245V247H222V249L220 248V246H217L216 245V247H218V248H216L215 247V245H214V247H215V250L217 249H221L222 251H220V253H217L218 251L216 250V253L217 254H214L213 252L215 251L214 250V248H213V246H212V252H211V250H210V248L208 249V247H207V249H203V248H201L200 247V245L201 244H203L204 243V241L202 240V238H204L203 236H201V238H200V235H198V237L203 241V243H199L198 244V242H200V240H199V238H198V240H197V244L199 245V246H195V247H193V246H191V242H190V240H185L186 239V237H185V235L186 234H184V236H183V234H181L180 233V235H182L183 236V238H182V242H184V241H186V242H184V244L181 246L180 244H181V242H180V246H173V244H171L172 242V238L174 237V239H173V242L174 241H176V242H178L179 240H181V238L180 237H178V236H180V235H178V236H173L172 237V235L175 233H172L171 232V234H169V232H170V230L167 232V231H164L165 233L167 232V234H165L166 236H167V238L166 237H164V233H161L163 236H161V237H164L163 239H165V241L167 240V242H168V237L170 236V238L171 239H169L170 240V242L171 243H169L170 245H167V242H165V241H163V240H161V238L160 239H155V242L157 243L156 244V248H157V246H158V252H159V254H157V250H156V254L158 255V257L156 256V254L154 255V257L156 256V258H159L158 260L160 261V264H264V233H263V235L261 236V235H259V237H257L256 236V238H259L258 240H259V242H257V240H256V238L255 239H251V238H246V237H243V236H245V234L243 235L242 234V232L243 231H241V230H243V228L242 229H240V231H239ZM70 230V231H69ZM76 230H77V232H79L80 233V235H78V233L76 234ZM88 230V229H87ZM94 230V231H93ZM156 230H158V229H156ZM174 231H177L178 233H179V231H180V228H178L177 230H175V229H173ZM173 230H171V231H173ZM192 230V229H191ZM195 230V229H194ZM197 230H199V229H197ZM253 230V229H252ZM264 230V229H263ZM12 231V230H11ZM109 231V234H107V232ZM110 231H111V233H110ZM159 231H161V230H159ZM158 231V232H159ZM239 231V232H238ZM247 231V230H246ZM81 232H82V234H81ZM103 233V235H102V233ZM104 232L106 233V234H104ZM113 232H115L114 230H113ZM162 232H163V230H162ZM195 232H196V230H195ZM199 232H203V230H201V231H199ZM7 233H10V231H7ZM185 233V232H184ZM192 233V232H191ZM206 233H204L205 235H207ZM14 233H12V234H10V236L9 237H7L6 239L7 240H9L10 238H11V236L13 235ZM70 236H69V235ZM75 234H76V236H75ZM88 234V235H87ZM114 234H112V235H114ZM226 234V235H227ZM248 234H249V232H248ZM247 234V235H248ZM72 235V236H71ZM78 235V236H77ZM82 235V236H81ZM91 235H93V234H91ZM104 235H106L107 237H103ZM144 235V236H143ZM145 235H147L146 237H145ZM186 235V236H187ZM74 236V238H76V239H74V238H71V237H73ZM79 236H81L82 238L84 237V239H82L81 237H79ZM149 236V237H148ZM191 236V238H192V240H196V239H194L193 237L195 236H193V235H190ZM190 236H187V237H189L190 238ZM88 237H89V239L90 238H92L91 239V241H88L89 239H88ZM109 237V238H108ZM148 237V239H146L145 240V238H147ZM178 237V240L176 239V238ZM207 237H210V236H208L207 235ZM51 238V237H50ZM81 238V240H79L80 242L79 243H77V240L78 239H80ZM143 238H144V242H142V240H143ZM155 238V237H154ZM180 238V239H179ZM189 238H187V239H189ZM195 238H197V236L195 237ZM227 238H228V236H227ZM237 238V239H238ZM229 239V240H230ZM236 239V238H235ZM236 239V240H237ZM74 240H76V242H74ZM87 240V241H86ZM100 240V241H99ZM204 240H205V238H204ZM223 240H226V239H223ZM100 243H99V242ZM107 241V242H106ZM193 241V244L195 243ZM211 241H213V240H211ZM142 242V243H141ZM205 242H206V240H205ZM76 243V244H75ZM140 243L142 244V246L140 245ZM145 243V244H144ZM149 242H147V244H148ZM175 243V242H174ZM179 243V242H178ZM191 243V244H190ZM195 243V244H196ZM91 244V247L92 248H95V244H93L92 245ZM176 245H177V243H175ZM174 244V245H175ZM82 246H84L85 247V245L84 244H81ZM172 245V246H171ZM76 246V247H75ZM78 246V247H77ZM82 246L80 247V249L79 250H82L83 248H82ZM89 246V245H88ZM87 245H86V247L85 248H87L88 247ZM94 246V247H93ZM101 246H99V248H96L95 250H97V252L95 251L94 253H99V255H102L103 253H104V251H102V253L100 252L101 251ZM151 246V245H150ZM203 247L204 246H206V244H204V245H202ZM75 248H76V251H75ZM82 248V249H81ZM84 248V250H82L83 252L84 251H86L87 249H85ZM101 248V249H100ZM107 248V247H106ZM152 248V247H151ZM74 249V250H73ZM90 249V248H89ZM104 249H102V250H104ZM146 249V248H145ZM203 249V250H202ZM92 250V249H91ZM91 250H87V252H85V253H88V252H90ZM98 250H99V252H98ZM152 250L153 249H151V251L150 252H152ZM202 250V251H201ZM225 250V249H224ZM110 251V249L108 248V249H106V251H105V253L107 254L108 252ZM206 251V252H205ZM73 252V253H74ZM82 252V253H83ZM200 252H203V253H201L200 254ZM208 252V253H207ZM79 253V252H78ZM93 253V254H94ZM76 255H78L77 253H75ZM89 254V253H88ZM97 254H95L96 256H98ZM146 254H147V256H146ZM196 254V255H195ZM83 255V254H82ZM90 255L92 256V254H91V252H90ZM93 256V257H91V256H89V257H87L86 256V258H84L85 257V255H84V257L82 256L81 258H84V261L86 262V260L85 259H89L90 257L91 258H93V264L95 263V261H97V260H99L100 261V257H102V256H98V258L99 259H95L94 260V257H96V256ZM115 255H116V257H115ZM150 257H149V256ZM193 255H195L196 256V258H195V260L194 259H192V256ZM197 255H199V256H197ZM200 255H202V256H200ZM204 255V256H203ZM74 257L76 258L75 260L76 261H74L72 264H74L75 262L77 263H79L80 261H82V260H78L77 261V257L74 255ZM73 257V258H74ZM148 259H147V258ZM198 257V258H197ZM27 258V257H26ZM33 258V259H34ZM67 258H66V260H67ZM73 258H71V256L68 258V259H70L68 262L69 263H71L70 261L73 259ZM97 258V257H96ZM109 258H110V260H109ZM24 258H23V256L21 255V256H18V255H16V254H7V255H3V254H1L0 255V264H23V261H24V263L26 262V260H23ZM28 259V258H27ZM31 258H29V260H30ZM34 259V260H35ZM118 259V258H117ZM123 259V260H122ZM147 259V260H146ZM65 260V261H66ZM74 260V259H73ZM107 260V259H106ZM116 260V259H115ZM122 260V261H121ZM154 260H155V258L153 259V261H151V263L152 264H154ZM158 260H155V263L157 264V261ZM147 261V262H146ZM68 262H67V264H68ZM83 262V261H82ZM81 262V263H82ZM85 262H83V264H89V262L87 261L86 263ZM98 262V261H97ZM106 262H108V263H106ZM28 262H26L25 264H27ZM77 263V264H78ZM100 263V262H99ZM113 263V262H112ZM53 264V263H52ZM96 264V263H95ZM159 264V263H158Z\"/></svg>",
  "mask_w": 264,
  "mask_h": 264
}]
</instances>
